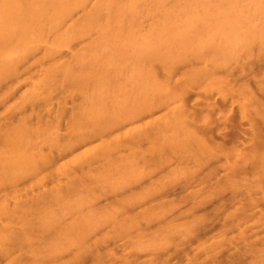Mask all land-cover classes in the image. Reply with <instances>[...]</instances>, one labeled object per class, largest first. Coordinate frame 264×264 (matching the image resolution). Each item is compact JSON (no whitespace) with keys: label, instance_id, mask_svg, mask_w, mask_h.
<instances>
[{"label":"rangeland","instance_id":"1","mask_svg":"<svg viewBox=\"0 0 264 264\" xmlns=\"http://www.w3.org/2000/svg\"><path fill=\"white\" fill-rule=\"evenodd\" d=\"M93 1L94 0H92V2ZM125 1L126 0L123 1V4L126 5V9H128V11L131 12V10H129V9H132L131 7H133V11L132 12H134V13L136 12L135 14H137V15L139 14L138 16L135 15L137 17L134 16V18H133V17L129 16L130 13H126L127 16L130 17V19L128 18V21L125 19L127 22H124L126 28H127V26L129 28L132 26L131 27L132 29L130 28L131 31L128 30V28L125 30L126 34L124 33V38H126L125 41L129 42V44L131 42V46H132L133 50H136L135 48H137V46L140 43L141 44L138 46V48L139 47L141 48V47H143L145 45V46H149V47H152V48H156V46H157V47H161V49H162V46H163V49L161 50V52L163 51L162 53H167V55L169 57H171L170 60H171V63H172V61L174 59H176L175 58L176 55L178 56V54H175V52L178 53V52L181 51L180 53H183L185 50L182 52V50H183V47L182 46L184 45V48H185V44L188 43L187 46H186L188 49L186 48V51L184 52V54L187 55V56H184L185 58H187L186 61H185V59L183 57V54L180 55V53H179V57H177V58H179L180 60H178V59L174 60L177 63L176 65H175V63L173 61L172 65L174 64L176 66L175 67L173 65L174 68H172V66L170 64V66H169L170 67V71L169 72H167L165 70V68L163 67V65H161V63L159 61H155L156 63L155 62L153 63V65H154L153 66V69L155 68L154 71H155L157 77L160 76L158 78L159 80L160 79L161 80L163 79L166 82L167 81L166 78L167 79H170L172 84L171 83H169V84L171 86H173L174 84L178 83V81H182V79H183L182 77H186L188 75V73H190V71H192V68H191L192 66H193V69L197 68L198 65L201 67L202 64H204V61H206L207 57H208V59H207L206 63L207 62L208 63L211 62L210 58L213 61V57L216 56V55H218L217 49L219 47L222 48L221 45L224 44L225 46L227 45L228 47L227 46L226 47L224 46L222 48L223 50H221L220 48L218 49L219 50V55L214 58V60L216 59V61H213L211 63L212 64V67H211V64L207 65L208 63L207 64L205 63L206 66H209L210 69L212 68L211 71L214 72V70H215L214 68L216 66V65L214 66V62L215 63H218L219 67H221V68L222 67H225L227 65L223 69L217 68L218 66H216L217 69L214 72V73H216V76H217L216 80L218 79V77L221 79V80L218 79L220 81H222V80L226 81L225 79H223V77L224 78H228V80L230 79L232 82L229 81L228 83H229V85H231L230 88H232V89H229V88L228 89L231 90V94L233 92H235V91L239 92V90H236L237 88H239L237 86H240L242 88V86L244 87V84H246L245 87L247 86L246 87L247 89L245 87H244L245 89L242 88V93L245 91L244 94H247L248 93V96H250L251 98L253 97V99H252L253 105L251 104V102H250V105L253 107V109L255 108V112L257 111V109L259 107L258 106L259 104H260V107H263L264 108V90H263L264 89V85H263L264 84V56H263L264 50H262V51H260L258 49L253 50V51H255V55L257 54L256 56H257L258 59L255 57V55H253V58H252L253 59V62H252L251 61L252 59L250 60L249 58L252 57V54H254V52L252 50H249L248 47H246V46H245V48H247V50L245 49V51H244L243 50L244 48L241 49V47L244 46L243 44L245 42L244 39H243V38H245L244 37V35H245L244 33L245 32L243 33L241 31H243L244 28L247 27L245 30H247L246 32H248V28L249 29L251 28V27H248V24L243 23L244 20H245L244 19L245 16H247L246 17L247 20H245V21L248 22L249 20H252L253 19L256 22V18L254 19L253 16L249 13V10L252 11L253 9H248V8H252V6L249 5L248 1H247V6H246L247 9H246L245 8L246 0L245 1L243 0L244 3H243L242 0H237V3L242 2L243 6H244L243 9L245 8L247 10L246 11L244 9L243 15H244V13L246 14V12H248V15H244V18H243V16L240 14L243 9H241V7H239V5H237V7H239L241 9L240 10L239 8H236V9H239L240 10V13H238L240 15V17L242 16V19H241L242 24H241V26H244L245 25L244 28L241 27V26H239V30L241 28L243 29V30L239 31L240 34H241V37H242V40L241 41L239 40V42H241V44L239 42H237V40L235 39L236 37H239L240 38L239 33H237V32H235L233 35L231 34L233 37L231 35L230 36L224 35L225 38L222 36L224 39H227L228 38L227 41H231V40L233 41L235 39L236 41L234 40L235 42L233 41V43L226 42L223 39L222 41L224 43L222 44L221 40H219V39H221V36H218L219 35V31L222 28V26L224 25V23L222 22L223 25L221 24V22H220V24L218 23L220 14H219V16H217L215 12H216L217 9L223 10V12H224V9L222 7H224L226 9L229 6L231 7V4L232 3H233V5L234 4L236 5V1L235 0H234L235 2L233 0H228V3H230V1H231L230 4H228L226 2V0H225V2L223 0L224 3L223 2H220V0L219 1L215 0V2L213 0H212L213 2L211 0H209V1L208 0H204V2H201L202 0H199V1L196 0L197 2L195 0H167V1L164 0L167 3L164 2L163 0H162L163 2L160 1V0H156V1H160L159 3H160V6L161 7L163 5H167L166 7L164 6L165 9H162L163 8L162 7L161 8L162 10L161 9L158 10L159 13H160V15L162 14L161 15V18L160 17H157L159 14H158V12H157L156 9H159V8L155 7L154 4H153V2H150L149 0H144V1L143 0H137L138 2H136L134 0V2H136L137 4L136 3L133 4L132 3L133 0H129L130 3L132 5H134V6H131V4H129L127 2L128 0L126 2ZM151 1H154V0H151ZM188 1H190V2H188ZM142 2L145 3V4H143ZM147 2L149 3V5L147 4ZM207 2H209V4L211 6L208 4V6H207L208 8L205 7L206 9H202L201 8V5H203V3H204V5L206 6V3ZM125 3H127L129 5L127 6V4H125ZM140 3H142L145 6L143 7V5L140 4ZM150 3H151L152 6L150 5ZM162 3H165V4H162ZM193 3H194V5H193ZM196 3H198L199 5L196 4ZM215 3L217 4V7H216V5H214ZM222 3L223 4H227V5L226 6H224V5L223 6H220V5H222ZM123 4H121V2H120V5H123ZM135 4L136 5H139L141 7L139 9H142L143 8V10H139L137 8L138 6H136V8H137L136 9L135 8ZM242 4H240V5L242 6ZM218 6H220L221 8L218 7ZM122 8H125V7L122 6ZM134 9H136V11ZM148 9H150V10H148ZM192 9H194L193 12L196 11L195 13H198V14H191ZM229 9L230 8H227V11L224 12V13L229 14L228 16L226 15L227 18L230 17V14L232 13V11L231 10L229 11ZM169 10H171V11L168 12ZM199 10H200V12H198ZM202 10H205L206 12L205 11H202ZM210 10L212 12H209ZM239 10H236V11L239 12ZM106 11H107V9L106 10L104 9L102 11V15H104L103 18H104V21L105 22H107L108 20H110V16H106L105 15ZM122 11H124V9H122ZM142 11H144V12H142ZM147 11L148 12H152V14H154V15H152L151 13H148ZM107 12H108L107 14L109 15L110 14L109 10ZM164 12L165 13L168 12V14H169V15L165 14L167 16V18H165V19L162 18V16H164ZM201 12H202V14L204 13V16L201 14ZM218 12H221V11H218L217 10V13ZM252 12L254 13V10ZM134 13H132L131 15L133 16ZM170 13H171V15H170ZM212 13H214V16L212 15ZM80 14H82V13H79L77 15L80 16ZM193 15H196L197 17H194ZM208 15H210V17ZM249 15L251 16V19L249 18L250 17ZM76 16H75V18H79V16L78 17H76ZM127 16L124 15L125 18ZM166 16H164V17H166ZM168 16H170L169 17V20H170V22H172L171 24L172 25H175V26H171V27H174V30L171 28L173 30V32H170V30H171L170 27H169L170 30L168 31V26L167 25H170V23H167L168 20H167V22L165 21L166 19H168ZM211 16H212V18H211ZM174 17H175V20L173 19L174 20L173 21L172 18H174ZM206 17H207V20L205 19ZM254 17H255V15H254ZM132 18L134 20H132ZM191 18L193 19V21H192ZM248 18H249V20H248ZM135 19L137 20V22H135L136 21ZM161 19H163L164 21H161ZM211 20H212V22L210 24V21ZM216 20H217V23L218 24H216ZM129 21H132V23L135 22L136 25L138 23L139 24L137 26H135V23H133V25H132V23H130ZM252 21L249 24L250 26L253 23ZM257 21H259V20H257ZM162 22H165V23H162ZM204 22H205V24H204ZM128 24H131V25H128ZM162 24H164V25L162 26ZM177 24H178V26H177ZM191 24H193L195 27L193 25H191ZM253 24H255V23H253ZM253 24H252V26H253ZM259 24L260 25L262 24V26L264 25V23H260V22H259ZM190 25L194 29L191 28ZM209 25H210V28H209ZM217 25H219V26H217ZM220 25H221V27H220ZM133 26H134V28H133ZM166 26H167V29L165 28ZM188 26L190 27V30H192L195 33L198 32V31H201L202 32V33L199 32V33L195 34V36H197V38L195 37V39H197V41L193 38V40H195L196 42H199L200 45H198V43H194L191 40L188 41L189 35L190 34L191 35L193 34V33H190V30L188 29L189 28ZM215 27H217L216 30H215ZM181 28H182V30L180 32V29ZM176 29H177L178 32L175 33ZM163 30H165L166 33H164L165 31H163ZM213 30L215 32H217V33L213 32ZM211 31L213 32L212 33L213 36L216 35V34H217V36L216 37L214 36L212 38ZM183 32L184 33L186 32V34H188V37H185L187 40H185L184 38H181V36L184 37ZM207 32L210 33L208 37H207V34H208ZM134 33H136L137 36ZM204 33H207V34L205 35ZM128 34H129V36H128ZM142 34L145 35V38L147 36L149 37V38L148 37L146 38L148 40H145L146 42L147 41L149 42L148 44L146 42H145L146 44H144V41H141L142 39L139 40V37L141 38V36H142V38H144ZM161 34H163V35H161ZM171 34H173L174 36L171 35ZM120 35H121V32H120ZM132 35H133V37L131 38ZM164 35H170V37L169 36L168 37L165 36V38H163ZM191 35H190L189 38L192 39ZM172 36L174 38L176 37L178 41L180 40V42H182V44L180 42L177 43L176 42L177 41L176 38L174 39ZM193 36H194V34H193ZM210 36H211V38H210ZM178 37H180L182 39V41ZM199 37H200V40H199ZM205 37H206V39H205ZM229 37H230V39L231 38L232 39L230 40ZM71 38L70 39L72 41L70 40V43H68L69 44L68 47L65 46V48L60 51L61 53L59 52L60 53V56L58 55L59 53L55 56V59L57 61H59V63H61L63 65V67L65 68V71L67 72L69 70L67 73L70 74V75L71 74L72 75H80V74H82L81 72H83V68L80 67V65L81 66L83 65V61L85 62V59H86V62H87L89 60L90 56L93 57V56L96 55L95 57H98V55L100 54L99 55V58L102 59V57H103L104 60L107 59L110 62L113 61V60L116 61V59H117V56H116L117 54L114 53L115 52L114 49H115V46L117 44V39L115 40V39L112 38V40H110L112 42V44L105 42L106 45L109 44V45L106 46L104 43L102 44V42H101V44H99V41H97L98 43L96 44L95 42L97 40V37H94L93 34H91V36L89 34L87 37L83 35L82 37L80 36V38L79 37H76V39H74V37H71ZM133 38H135V39H133ZM201 38H202V40H201ZM207 38H209L210 41H212L211 39H214V41L211 42V43L214 42V44L213 45L211 44L210 47H209L210 42H208L209 39L206 42ZM137 39H138V41H140L138 44L135 43V42H137ZM150 39H153V40L150 41ZM89 40H90V42H89ZM168 40H169V42H168ZM215 40L218 41V42L216 43ZM68 41H69V39H68ZM114 41H115V43H114ZM173 41H175V42H173ZM183 41H185V43ZM186 41H188V42L186 43ZM92 42H93V44H92ZM192 42L195 44V46H194V44ZM204 42L206 44H203ZM164 43L166 44L165 46H164ZM189 43H192L191 45L194 46V47H192ZM207 43H209V44H207ZM219 43H220V45H218ZM228 43H229V45L231 44L230 47H229ZM88 44L90 45L89 46L90 48L88 47ZM98 44L100 45V47L101 46L102 47H105L103 49L101 48L105 52H102V50L100 48L96 47V46H98ZM175 44L176 45L181 44V46L178 45L176 47ZM86 45H87V47H86ZM174 45H175V47H174ZM239 45H240V47H239ZM111 46H113V47H111ZM134 46H136V47H134ZM171 46H173L174 48L171 47ZM196 46H197V48H195ZM203 46H205V47H203ZM84 47H86L85 50L88 49V52H87V50H86V52H84ZM91 47H93V49ZM94 47H96L95 48L96 51H95ZM168 47H169V49H168ZM178 47L179 48L182 47V50L181 49L178 50L179 49ZM176 48H177V50H176ZM207 48L209 49V52H207L208 51ZM89 49L90 50L92 49V50L89 51ZM106 49L109 50V51L111 49V54H113V53L114 54L111 55L110 52L107 51ZM100 50H101V52H100ZM112 50H114V51H112ZM202 50H203V52H202ZM82 51L84 53H88V55H89L88 60H87V58L84 57V56H87L88 57V55L82 53ZM166 51H168V52L170 51L169 53L171 55H169V53L166 52ZM204 51H206V53H210L209 54L210 56L208 54H206ZM223 51L226 52V55H224L225 53ZM247 51H251L252 54H250V52H247ZM90 52L91 53L93 52L94 54L93 53L92 54H89ZM96 52H98V53H96ZM108 52H109L110 55H108ZM189 52H193V53L194 52H197V53H200V55H202V58H203L204 61L201 62L200 59H202V58H199L198 59L197 57H194L192 55L189 56ZM220 52L221 53H224L223 54L224 57L226 56V58H227V60L225 59L226 61L223 60L224 58L222 57V54H220ZM79 53H82V54L79 55ZM211 53L213 55H211ZM244 54H246L247 56H245ZM36 55H37L36 58H38L39 56L41 57V55H39V53H37ZM77 55L80 56V57H78ZM76 56H77V58H75ZM82 56H83V58H82ZM172 56L174 57V59H173ZM180 56L183 58V60H182V58H180ZM205 56H206V58H205ZM40 57L38 59H40ZM220 57L222 59H220ZM110 58H111V60H109ZM246 58H248L249 60L246 59ZM260 58H261V61H260ZM75 59H77V60H75ZM118 59H120V57ZM35 60H37V59H34V62H32L31 59H30V62L32 63V65L34 63L35 66H36L37 65L36 63H38L39 60L38 61H35ZM107 60H105V61H107ZM181 60L183 62H185V64ZM187 60H188L189 63L187 62ZM189 60H191V63H192L191 65H190V61ZM198 60H200V61H198ZM209 60H210V62H209ZM76 61H78V62H76ZM108 61H107V64H108V67L110 68V71H111L110 72V76L113 75V74L118 75V74L122 73L121 76H119V75L116 76L119 79L116 78L115 75L113 76L114 78H112V79L111 78L110 79L109 78L108 79L107 78L101 79L100 81H98L100 85L97 83L96 87H95V84L96 83H94V85H93V83H91V85H90V83L89 84L87 83L88 86H91L89 88H91L90 90H92L94 92V94H92V92L89 90V88L88 89L86 88L87 87L86 83H85V85H86L85 88L87 89V91H86V89L83 90V86H82V89H81L80 86L78 88L77 85H75L72 82L74 88L76 89V90H74L75 93H72L73 95L71 94L70 88H68V87H71L72 86V85L69 84V83H71V81H68L67 80L68 83L66 82V84H67L66 85L65 84V81L66 80H64V81H62L64 84L61 82L63 84L64 88H63V86L61 84H59L60 85V88L58 86H57L58 88L57 87L55 88L56 91H54L53 96H55V95L56 96L53 97L54 100L51 101L50 109L49 110H47V108L44 105L42 106V103H39V105L37 104L35 106H32V105L30 106L29 104H27L26 105L27 108H26V106L23 107V108H22V106L19 107L20 106V103H18L17 101L20 98H22V97H20L22 94L24 95L29 90L30 87L28 85H29L30 79L32 77L36 76V72H31V71H36L37 70V74H38V71H39L38 70V68H39L38 65L39 64L36 66L37 68L35 67L36 70H35V68L32 65L30 66V62L25 63V65H20L21 67H20L19 74H18L19 77L18 76L13 77V78H11V82H9L10 80L9 81H6V82H4L0 86V91H2V93H3V94H0V96L1 95H4V92H6L8 90L7 87L10 86L9 88L12 89V90L10 89V91H11L12 94L10 93L9 94V97H8V98H10V95H11L10 101L7 102V100H9V99L6 98V99H4L6 101L5 102H2V103H6V104H2V103L0 104V126H2L3 125L2 123H4V122H6L5 124H8V122L9 123L10 122H16L17 123L18 122L17 120H19L18 118L22 117L23 115H25V116L27 115L28 116V119L31 118L32 120L29 119V121L31 120L30 123L32 122L31 124L32 125H35V124H37V121L36 120L38 119L37 114L40 113L38 115H43L44 114L46 116V118L49 119V121H51L52 123H54V125H55L54 126V129L55 130L53 129V133H54V131L57 132L58 135H56L54 133V136L55 135L58 136L57 138L59 139L60 137H62V138L65 137L66 138L68 136V135L66 136V134L70 132L69 131L70 130L69 127H70V121L72 119L70 116H73V113H74V115H76V113L79 112V111L76 112V109L77 110L78 109H80V110L82 109L83 111L82 110L81 111L84 112L83 114H86L87 112H89L90 113V117H91V114L94 113L93 110H96V112L99 109L101 110L102 105H104V106L107 105L106 107L111 106V104L108 101V99H109L111 103H115V106L114 105H112V106L116 109V111H115V109H112V107H111L110 108L111 110L109 112L112 113V114H114L117 111L118 112L121 111L122 110L121 108H123L124 105L126 106V105L132 103L135 100V98H133V97H137L138 96V95L135 96V92L140 95V93L142 91H144L145 89L148 88V84L147 85L145 84L147 82H146L145 78H143V76H141L138 72L136 74V70L135 71L134 70H131V69H135L134 65H132V64L129 63L130 65L128 64V66H126L125 70H126V72H128L127 75H130L128 77L125 74L123 75V73H125L124 72L125 70L123 71L124 68H122V67L123 66L125 67V64H123V66H122L121 61L117 60L116 63H119L120 62L119 66L121 65L120 67L122 69L120 67H118L117 65H115V67L112 68L111 64L114 65L116 63L113 61L110 64V62L108 63ZM179 61H180V63H179ZM217 61H219V62H217ZM223 61L224 62H227L226 65H225V63L222 64ZM45 62L47 63V61H45ZM79 62H81V63L79 64ZM238 62H240L241 65L240 64L237 65ZM46 63H45V66L48 65ZM65 63H67L69 65V67L73 63L72 64V67H74V69L71 70L72 67H70L71 69L70 68H67L68 65L65 64ZM250 63H252V66H251ZM41 64H43V62ZM41 64H40V67L42 66ZM220 64L225 65V66H221ZM242 64H244L245 66H247V67H245L243 65V68L247 69L246 71H242L244 69L242 67L240 68V66H242ZM194 65H195V67H194ZM22 66H23L24 69L22 68ZM129 66H130V68H129ZM237 66H239V67H237ZM250 66H251V71L248 70V67H250ZM25 67H27V69ZM116 67H118L117 68L118 71H120V69H121V72L118 73V74L114 73V72H118L115 69ZM200 67H198V68H200ZM81 68H82V70H81ZM21 69H23L22 70V73H21ZM111 69H113V71ZM127 69L129 71H127ZM158 69H160V70H158ZM162 69H164V70H162ZM171 69H173V70H171ZM218 69H219V72H220L219 74H221V75L217 74V72H218L217 70ZM239 69H240L241 72L239 71ZM28 70H30V71L28 72ZM70 70L72 72H74V74L72 72H70ZM78 70H79V73H78ZM156 70H158L159 72L156 71ZM186 70L189 71V72H187ZM164 71H166L167 73H165ZM162 72L165 73L164 74L165 75V78H164V75H163ZM175 72H177V73H175ZM20 73L23 74V75H20ZM25 73H27V74H25ZM157 73H161V74L159 75ZM168 73H170V74H168ZM185 73H186V75H185ZM132 74H133V76H132ZM166 74L167 75H170V76H166ZM177 74H178V76H180V77H178V79L180 78L181 80H178L177 77H175ZM27 75H30V76H27ZM22 76L23 77L26 76L27 78L25 77V79H24ZM173 76H174V78H173ZM220 76L221 77L223 76V77L221 78ZM168 77H170V78H168ZM171 77H172V79H171ZM140 78H142V80H140ZM175 78L178 81L175 80ZM26 79H29V80L26 81ZM115 79H116V81H113ZM143 79L145 80V83L143 82L144 81ZM214 79H215V76H214ZM16 80H17V82H16ZM105 80H106V82H105ZM170 80H168V82H170ZM216 80H214V81H216ZM173 81H174V83H173ZM200 81H202V80H200ZM204 81H211V79H207V80L204 79ZM212 81H213V79H212ZM10 83H12V84H10ZM261 83H262V87L260 86ZM202 84H204V83H202ZM143 85L144 86L146 85L147 87L146 86L144 87ZM92 86H94V87H92ZM99 86H100L99 89H100L101 95H103V92L101 90H103L104 92L107 90L106 91L107 95H106V93H104L105 95L99 96L100 93H98V94L96 93V90H97V92L99 91V89H98ZM102 87H104V88H102ZM173 87H175V86H173ZM194 87H196V86H194ZM194 87H189L190 88V89H188L189 92L188 93L186 92L187 99L185 98L186 99L185 102L188 101L187 104H189L187 106L189 108H187V109H189V112L192 113L191 114V118H190V122H191V125H193L195 127V129L200 133V135L203 137V139H206L207 138L206 139L207 140L206 142H207V145L209 146V150L212 151V154H213L212 157L209 156V157H206V159L203 157L201 159L203 164H201V160H200L199 162H200L201 165L200 164L198 165V163L196 162V160L194 162L193 161L194 159L190 160L191 158H188V156H184L185 159H184V162H182V160L184 158V157H182L183 155L180 156L179 154H177L174 151L169 152L171 150L169 149V151H168V149H167L166 151H168V153L164 150L165 152L164 151L161 152L160 153L161 154L160 156L161 157L163 156V158H164V156H165L164 153H166L167 156L170 155L171 157L169 156V159H165V161L166 160L167 161L170 160V161H168V162L166 161L165 162L164 159H159L158 162L155 163V159L156 158L154 157L153 154H152L153 156L151 155V152H150L151 147L148 148V146H147L149 144L151 145V143H149L150 142L149 141L148 144H147L146 141L148 139L147 140L144 139L142 142H140L141 144L144 142L142 145H139L140 143L137 144V142L135 141L136 142V145H139L142 150H146V148H148L146 150V151H148L150 149L146 153V156H149V154H150L152 156V159H154V158L155 159H154L153 165H151L152 163L151 164H149V163H150V160H152V159H149V163H147L148 162L147 159L140 158L142 156H143V158H146L143 155L144 154V151L141 152L142 150L137 148L139 146H136L135 145V142L133 141L134 139H132V142L130 143L131 137L125 136V135H127L125 133H127L131 129V127L134 128L136 126L137 127H139V126L140 127L141 126L143 127L144 126L145 130L149 126V130H150V126L151 125H148L149 124V121H151L153 119H156L157 117L158 118L161 117L160 120H162V118L165 117V115H163V117H162V114H164V113L167 114V112H169V111L166 112V110H167L166 108H168L167 105H162V107L159 106L158 108H159L160 111L157 110L158 109L157 107H155L156 109L153 108V110H151V113H153V115L150 114L151 117L148 115L150 112H147V116L144 115V114H146V113H144L142 115L144 118H147L149 116L148 117L149 120L148 119H145V125H143V121H141L143 118L140 117L142 119L141 120H138L137 121L138 124L137 123H136L137 125L134 124L135 125V126L133 125L134 127L131 126L130 124L128 125L130 127H128V126H126L128 123H124V125L127 128H129V129H127L124 126L125 129H126V131H125V129L123 127L121 128V126L123 124L121 126H119V128L118 127L113 128L112 131L110 130V132H109L110 134L108 133L109 135H113V136H110V138H109V135L107 134L108 135L107 136L108 137L107 139L110 140V139H113L114 137H116L117 135H119L117 137H119L121 139L122 147L121 146H120L121 148L119 147V149H120L119 152L120 153L119 152L117 153V151H116V153H114L117 156L120 154V156L119 157H116V155L113 154L112 157H116L115 158V161H116L117 158H118L117 161L120 160L119 163H121V165L119 164L120 165L119 168L123 170V172L121 171L123 174H126V171H127V175L128 176L130 175V173H132L131 174V177L132 178L130 177L131 180L126 175H125L126 177L125 178H122L123 179L122 180L121 177L124 176L123 174H120V173H118L116 175L114 174L115 172L116 173L118 172V170H117L118 168L117 169L115 168L116 167L115 165L117 163H115V161L113 159L110 160V161H108L106 159L107 162L105 161V163H109L110 164L111 161H112L111 165L115 163V165H114L115 167H113V166H111L109 164H105V163H104L105 164L104 165L103 164V162H104V159L103 158L102 159H98L99 160L98 162H97V159H96V161H95L96 163L93 162L94 164L89 161L90 162V166L87 165V162L88 161H86V162H80L82 164H80V163L79 164L82 167H78L79 164L76 163L77 164V166H76L77 169H75L76 167L74 168L73 166H72V169L74 168L76 170L77 173L75 172V176L77 174V178L79 176L81 177V175H83L82 173L84 171H86V174H87V172L90 173L91 174V177H93V179H94V176L97 175V176H99L98 179L99 178L101 180L106 179L107 182L105 181V183H104L103 181H101V183H100V179L99 180L95 179V180L98 181V183H100L99 185H97L98 183H96V187H95L94 185H95V182L96 181H92L93 179H90L89 181L90 182L92 181L94 183H92L93 184L92 185L93 188L91 187V189L88 190L89 186L86 185V183H87L86 181L89 179L88 178V175H90V174H87V177H86V175H83V176L86 177V178L85 177H83V178L87 179V180H84L83 181V182H85V184L81 181L83 179L79 177L81 183H83V184L81 186V183H80L79 186L77 187V189L74 191V192H77L78 193L77 195H75L74 193H73L74 195L72 194L76 198V200H78V202L80 201L79 203H80L81 206H80L79 209H78L79 204H75L76 205V208H77L75 211L76 212L79 211V213H74L73 212V214H71L72 212L71 213L69 212L70 215H68L69 213L67 212V215H66L65 214L66 212H65L63 214L66 215V216H64L63 214H62L63 215L62 216L61 214H59V211H58L55 214H54V212L52 213V214L56 215V217H54V215H52L53 217L50 215L49 219L47 218V219H43L42 221H40V220H38V222L36 221L37 222L36 224H38L39 226L35 224L36 225L35 229L37 231V229L40 228L41 232L37 233L38 231L37 232L35 231L36 232V235H37V241H35L36 240V238H35L34 239L35 243L33 241L34 244H32L31 247L33 246V248H34V246L36 245V243L39 244V242H40L39 239L40 240L41 239L43 240L45 238L46 239V242L43 243V241H42L41 244H39V245L37 244L38 247L36 245V247L34 249L32 248V251H34V253L33 254L30 253V254H32L33 256L28 254L29 252H32L31 250H29V248L31 249V247H28L27 249L25 248L24 250H26V251L28 250V251L26 253V251L24 252V250H23V252L26 253L25 255H27L29 258H27L24 255H22L21 257L27 258L28 261H31L30 257L32 256V258H34L35 253L38 252L40 249L41 250H45L47 248V246H48L47 243L49 244V241H51L50 244H49V246L51 244L52 245L55 244L54 246H57L56 243H59V241L58 242H56V241L60 237L62 239V240H60V244L61 245L58 244L60 246H57L56 249L58 248V250L59 249L62 250V248L64 246H66L65 243L67 242L66 244H68V240L70 242V238H68V237H71L72 238L74 236V232H72V235L73 236L71 234H70L71 236L68 234L69 232L71 233V230H69L67 228V227H69V225L66 224V223L70 222V226H71V224H73V223L76 222V219L77 218H79L77 220H80V218L82 217V219H83L84 216H85L84 219L86 218L85 220L88 222V221H91L90 220L91 219L90 217H93L92 219L95 218L94 217L95 216V213L101 212V213H97V216H96V218L98 217V214H100L99 216H102V217H99V219L97 218L98 219V222H97V220L94 219L97 223L93 222L94 220H92V223H94V227L97 228L96 229V228L92 227L93 225L90 226V227H92V231L91 232L93 233L95 231L93 233V235L92 234H89V235L92 236V238L89 237V235H88L89 239H91V241H92L91 243H92V246H93V248H91V249L89 248V249L90 250H93L95 248V251H93L94 253H88V254H86L87 257H88L87 259H86V256H84V258H81L82 263L80 262V260L77 261V263H76V260L74 262V258L73 257L75 256L74 254L76 252V250H75L76 248H74V247L75 246L78 247V246H77V243L76 242L74 243V240L72 239V241L70 243H71V245L74 243L75 246L73 245L74 247H71V245L69 243L70 247L69 248L68 247H65L66 249L63 248L64 250H62L61 255L59 254L60 253V251H59L58 256L56 255L57 256L56 257V260H58L59 257H60V261L58 260L59 263L57 261H56V263L60 264L63 260H65V262H66V260H69V259L73 258V259H71L72 260L71 264H75V263L78 264V262L80 264H96V263L98 264L99 261H100V259H98V262L95 263L96 259L94 257L96 255H93V254H96L95 252H97V253L100 252L101 254H103L102 252H104V254H106V253H108L110 251V253H108V254H111V252H112L113 255L111 257H110V255H107L106 254L107 256H109V257H107L105 255V257H106L107 260L105 259V257H103L105 261L101 258V261L103 260L105 264H125V263L126 264H264V184L263 183L261 184V183L258 182L259 180H260V182H263V181H261V179H262L261 176H263V174H264L263 173L264 172V168H262L263 169L262 170L261 167L263 165L260 166L259 164H257V163L254 162V165H259V166H256V167H260V169L262 171V172L259 171L260 174H259V177H258V175H256V174H258L259 172L257 171V168L255 169V166L254 165L252 166V163L253 162H247V164L240 163L238 166L236 165V163H238V161L240 162L241 160H243V158H241L242 155H243V152H244V151L242 152V149L248 152V150H246V149H249V147L252 146V145H254L256 141L257 142L259 141V143H261L263 145L264 141H261V140H264V133H261L262 135L260 133H258V134L256 133V135H257V137H256L255 134H252V133L249 132V129H251L252 127H256L255 128L256 130L253 128L250 131H252L253 133H255L254 130L257 131V132H260V131L263 132L264 127H263V129L261 127L264 125L263 124L264 123V121H263L264 119L263 120H261V119L264 118V114L262 115V114L259 113L260 111H258V113L253 114L254 115L253 116L252 113H254L253 112L254 110L251 107H249L250 105L248 104L247 105V109H248V113L247 114H248V116L247 115H243V117H242L241 116L242 115V112H241V110H239L241 108V105L242 104L239 106V108H236V107H238L237 105H239L241 102L243 103V100L246 101V98H249V97H246L244 99L245 96H242L243 97L242 98V97H240L241 94H237V95L235 94V97L239 96V97H237V100H236V98L233 99L234 97H232V96H234V94H232V96L230 97V99H232V102H236L237 103V101H239V100L242 99L241 101H239L240 103H237V105L235 103L234 105H236V106H234V105H232L230 99H229L230 101L227 100V98H229V96L231 94L230 95H227V98L225 97L226 98L225 99V98H223V96H221V95H223V93H221L220 95H218V94H215L216 91H209L208 92V91L203 90V88L201 90V88H198V87H196V90H195ZM74 88L71 87V89H74ZM58 89H60V91H58V93H55V92H57ZM138 89H139V92L137 91ZM191 89H192V91H191ZM250 89H251V91H253L251 95H249L250 92H248V91H250ZM3 90H4V92H3ZM63 90L64 91L65 90H69L68 92H70V93L66 94L67 92H64ZM79 90L82 91V92H80ZM200 90H201V92H200ZM246 90H248L247 93H246ZM202 91L203 92L205 91L204 94H203ZM206 92H208V93H206ZM226 92L227 93H224L225 95L228 94L229 91H226ZM237 92H235V93H237ZM59 93H62V94L64 93L63 95H64L65 99L63 98V95L62 94H59ZM199 93H200V95H199ZM209 93H211L212 96ZM217 93H220V92L217 91ZM253 93H254V96H252ZM69 94L72 95V96H70ZM95 94L97 95V97H95L96 96ZM186 95H183V97H185ZM215 95H217L218 97L215 96ZM2 97H0V98H2ZM101 97H103V98L101 99ZM106 97H107V99H106ZM130 97L132 99H130ZM94 98H96L95 100H97L96 101L97 103H95V101H93ZM112 98H114V99H112ZM222 98H223V101L221 100ZM251 98H249V99L251 100ZM100 99L103 100V101L105 100V101H104V103L102 101L101 102L102 104L99 101V103L101 104V107L99 108L100 104H98V100H100ZM128 99H130V101ZM202 99H204V100H202ZM205 99L207 100V102H208V100H210L209 101L210 102V105L209 106H211V103H212L215 106V107L214 106L213 107L216 108V111H215L214 116L212 115L213 118H211L210 115L213 114L214 108L212 106L211 107H208L206 105L207 103L205 104V102H206ZM183 100H184V98H183ZM20 101H21V99H20ZM126 101H128L129 103H127ZM203 101H205V102L203 103ZM185 102H184V104H185ZM121 103H122L123 107L121 105V108H120V104ZM200 103H203L204 106L206 105V107H204L203 104H200ZM254 103H256L255 104V106L257 105L256 107H254ZM117 104H119V105L116 106ZM28 105L30 106V109H29V106ZM4 106L6 107V109L4 108ZM62 106L64 108L66 107L67 110H66V108H65V110H64V108H61ZM34 107H36V109H34ZM96 107H98V109ZM190 107H192V108H190ZM20 108H22V110ZM60 108L63 111H61V110L59 111ZM92 108H94V109L92 110ZM118 108H120V110H118ZM32 109L35 110V111L33 112ZM38 109H40L39 110L40 112H38L36 114V117H37L36 118L35 117V112H37ZM105 109H107V108H105ZM105 109L103 108V111H106ZM154 109H155V111H154ZM161 109H163V111ZM199 109H201V110H199ZM202 109H204L205 111L208 112V114H210L209 115V118H207L205 116L207 118V120L209 119L208 120L209 122H210V118H211V121L212 122L210 123V125H207L209 122L204 121V119H203L204 118L203 113H206V112H204ZM251 109L253 111H251ZM196 110H197V112H196ZM209 110L212 111V112L209 113L210 112ZM220 110H223V111H220ZM249 110H250V114H249ZM26 111H28V114H27ZM44 111H45L46 114L44 113ZM72 111H74V112H72ZM193 111L195 113H193ZM61 112H63V113L65 112V114H63ZM67 112H68V114H70V116L67 114ZM82 112L81 113L79 112L77 115L81 114L82 116L85 117V115H83ZM240 112H241V114H240ZM29 113H32V117L31 116L29 117V115H30ZM160 113H161V115H160ZM222 113H223V115H222ZM261 113H263V112H261ZM65 115L66 116H69V117H65ZM88 115L89 114L87 113L86 114V117ZM255 115H257V116L260 115L258 117H259V119L261 118L260 119L261 122L258 123V121H260V120L257 119V116L255 118ZM250 116L253 117V118H251ZM261 116H263V117H261ZM56 117L58 118V120L56 119ZM60 119H61V121H60ZM68 119H70V121ZM254 119H257V120H254ZM146 120H148L147 121L148 123L146 122ZM156 120H158V119H156ZM139 121H141L142 124ZM251 121L253 123H255V124L251 123ZM56 122H58V124ZM152 122L153 121H151V123ZM154 122H156V121H154ZM146 123H147V126H146ZM260 123L262 125L261 127H260ZM251 124H253V125H251ZM152 125H154V124H152ZM249 127H251V128H249ZM151 128L153 129V127H151ZM260 128H261V130L258 131ZM123 129H124V132H123ZM117 130L119 131L118 134L116 133ZM205 130H207V131H205ZM206 133H207V137H206ZM121 134H124V136L121 135ZM251 135H254V136L252 137ZM245 136H247V137H245ZM122 137L123 138L125 137L127 139H125V138L123 139ZM62 138H60V140ZM251 138H252V140H251ZM128 139H129V141H128ZM244 139L246 140V142H248V141L249 142L246 143ZM125 141L127 142V145H125L126 144ZM253 141H254V143H253ZM132 143L134 144L135 149H136V150H134L136 152V153L134 152V154H136V156H137V154L138 155L140 154L139 157L137 156L135 158V155H133V151H131V149L133 150L134 146L131 145ZM95 144H98V142H96ZM129 146H130V149H129ZM43 147L45 148L44 150L46 152L49 151V150H47L46 145H44ZM87 148L84 147L82 149L85 151ZM235 148L236 149H239L240 151H237ZM82 149L81 148L78 149V147H77L76 150H72L75 153V154L73 153V155H76L75 157L81 156ZM226 149H227V151H226ZM234 149H235V152H234ZM261 149H263V151H261V150L260 151L261 152H264V148L261 147ZM230 150H232L233 153H231ZM251 150H252V148H251ZM137 151H139L141 153H138ZM218 151H219V153L222 151L223 154L222 153L219 154ZM229 151H230V153H229ZM240 152L242 154H240ZM247 152H245V154ZM68 153L70 154L69 156L71 157L72 156V152L71 151L70 152L68 151L67 154ZM152 153H153V151H152ZM171 153L173 155H171ZM235 153H237V154L234 155ZM65 154H66V152H65ZM154 154H156V153H154ZM261 154H262L261 156H263V153H261ZM53 155H56V156H54V158H55L54 160H55V162L58 163V165H60L62 162L63 163L65 162V161H60V163H59V161H57V159L59 160L62 157V156L59 157L60 156L59 153L55 152ZM62 155L64 156V154H62ZM178 155H179V157H178ZM225 155H227L228 157H226ZM237 155H239V156H237ZM155 156L158 157L157 154ZM167 156H166V158H167ZM172 156H174V158ZM175 156H177L179 159H177ZM234 156H235V158H234ZM70 157H68V158H70ZM73 157L74 156H72V158H70V160L73 159ZM181 157H182V160L180 159ZM186 157L188 158L187 161H186ZM236 157L239 158V159H237ZM65 158H67V156ZM149 158H151V157H149ZM171 158H173V159H171ZM263 158H264V156L262 157V159ZM62 159L64 160V158H62ZM123 160H124V164H123ZM145 160H147V162ZM160 160H161V162L164 161L165 163H162V164H161V162L159 163ZM100 161H102V162H100ZM179 161H181L182 164ZM192 161H193V163H191ZM89 162H88V164H89ZM125 162L127 163V165L132 166V167L128 166V167H130L129 170L130 169L132 170V172L130 170V173L129 174H128V170H127L128 167L125 166L126 165ZM185 162H190V163H185ZM57 163H55V165H54V162H53V166H57L56 165ZM83 163H86V164H84V166H83ZM74 164H72V165H74ZM122 164L124 165V168L122 167L123 166ZM108 165H109L108 174H106L105 169H107V168H105V167H108ZM111 167H113L115 169H112ZM103 168H104V170H103ZM228 168H230V171H229ZM111 169L114 170V171H111ZM50 170L53 171V173H55L52 168ZM229 172H231V173L234 172V173L233 174H230L231 175L230 176L229 175ZM101 173H103V175H101ZM104 173L107 176H105ZM109 173H110V175H111V173H113L112 174V177L109 176ZM119 174L122 175V176L120 177ZM234 174L237 177L234 176L236 179L234 178V180H233V175ZM100 175L102 177H100ZM113 175L114 176H117L118 175L119 178L117 176V179H116V177L113 179V177H114ZM97 176H96V178H97ZM230 177H232V178H230ZM54 178L57 179L56 178V175L54 176ZM126 178H128L129 181L126 180ZM263 178H264V176H263ZM27 179L28 178H26L25 180L27 181ZM55 179L53 180V177H52L49 180L47 179L49 182L48 181L45 182V183H48L47 185H48L49 189L51 187L55 186V185H51L52 182L55 181ZM63 180L61 181V185L62 186H65L66 185V183H65L66 182V179L64 178ZM235 180H237L238 182H240V184H237L236 185L235 183H237V181H235ZM26 181L24 182V179H23L22 181H20L21 183H18V186L19 187L18 186L17 187H18V191L20 192V194H19L20 195V199L23 200V198H24V200L27 199L29 201L30 199L37 198L40 195V193H37L38 190H39L38 189L39 187L38 186L35 187L36 185L33 184L34 187H35V188H33V185H32V182H30V179H29L28 183ZM117 181H119V182L117 183ZM123 181L124 182L126 181V182L123 183ZM231 181H232V183H234V186H231V185H233V184H231ZM164 182L167 183L166 184L167 186L164 185L165 186V189L164 188L162 189L160 185L162 184V186H163V184H165ZM106 183H108V184H106ZM112 183L114 185L116 184L115 185V188L116 189L114 188L116 191L113 190V188H111L112 187L111 185H113ZM220 183H222V186L221 187H223V188H225V186H226L225 184H227V185L229 184V186H231V187H228L227 186L226 189H224V190L221 188L222 191H220L218 189V187H220ZM54 184H56V183H54ZM103 184H105V185H103ZM47 185H45V186L47 187ZM83 185L86 186V188ZM235 185L238 188H236ZM46 187L44 189L45 190H48V187L47 188ZM80 187H81V189H80ZM107 187L108 188L110 187L111 190H110V188L108 189ZM158 187L161 188L162 190L161 189L158 190L159 189ZM233 187H235V188H233ZM22 189H23V192H21ZM33 189H35V190L38 189V190L35 191ZM1 190H3V191L5 190V192L8 191V192H6V194H10V192H9L10 189L9 188H7V189L6 188L0 189V193H1ZM217 190H219V192ZM5 192H3V193H5ZM217 192H218V194H217ZM204 193H206V194H204ZM3 195L4 194H0V197L3 196ZM11 196H9V199H11L12 201H14L13 202V204H14L16 199H15V197L13 198V196H12L13 199L10 198ZM71 198H72V196H71ZM127 199H131L132 202L129 200V202H131L129 205L127 203H124L123 204L124 206H125V204L128 205V206L126 205L127 206L126 209L125 208H122V206H123L122 205V202L123 201L124 202L125 201L127 202L128 201ZM11 200H10V205H11ZM76 200H74V202ZM31 201L32 200H30V202ZM78 202H76V203H78ZM118 205H120V207ZM121 208L123 209V211L127 210V212L125 211L127 214L125 213L124 217L122 215V214H124V212H121V210H122ZM150 208L154 212L153 213V216L155 215V213H158V211H159V214L160 213L161 214L160 215L156 214V216H154V217L152 216L151 218L148 217V214H150V213L152 214V212H149V209ZM106 209L109 210V211H107ZM104 210H106L107 212H105ZM110 210L111 211L112 210H114V211L118 210L115 213L121 212L122 213V214L120 213V215L122 216L121 219H123V218L125 219V217H127L128 214L130 216H132L131 219H130L131 221L134 218L135 219L137 218L139 221H137V219H136V221L135 220L133 221L134 222L133 224H136V225L139 224V225L136 226L137 228L131 226V228H132L133 231L131 230L130 233H129V231L127 233H125L126 232V230H124V229H126V222L125 221H126L127 218L124 220V223L125 224L122 223L123 220H121L120 218H118L119 220H121V222L120 221L119 222L122 225V227H120V229L121 228L122 229L124 228L123 229L124 231H122V230L121 231H118V227H117V232L118 233L119 232H121V233L124 232L122 235L118 236L117 233H116V231H115L116 230V227L114 229L115 232L113 231V227L112 226L113 225L114 226L116 225L114 222H112L113 223L112 224L111 221L108 220V221H110L111 224H109V222L108 223H106V222L104 223V221H106V218H108L110 216L109 214H108L109 216L107 215V213H109ZM147 210H148V213H145L144 214V212H146ZM114 211L113 212H110V214L111 215L112 214L115 215V217L118 215V217H119L120 216L119 213L118 214H115ZM103 212L108 217L104 216L105 214ZM57 213L59 214V218H58ZM75 214L78 215V216L76 215L77 218H76ZM146 214H147V217H145ZM79 215H82V216L80 217ZM71 216H72V218L75 216L74 219L70 218ZM88 216H90V217H88ZM87 217L90 218V219L88 220ZM104 217H106V218H104ZM101 218H103L104 221ZM50 219L52 220V222H51ZM70 219H72V222L73 221L74 222L72 223ZM118 219H117V221H118ZM44 220H45V222L46 221L48 222L50 220L48 222L49 225H48L47 228L45 227V225L47 226L48 223L47 222L45 223ZM100 220L103 221V224H102V222H99ZM66 221H68V222H66ZM117 221H116V223H118ZM63 222H64V224H63ZM138 222H140V223H138ZM39 223L41 224V226H40ZM43 223L45 224L44 226H42ZM88 223H90V222H88ZM100 223H101V225H100ZM197 223L199 224L198 226L195 225ZM65 224H66V226H64ZM130 225H131V223H128L127 224V226H130ZM37 226H38V228H37ZM133 226H135V225H133ZM17 227H20V225L19 226L17 225ZM63 228L64 229L67 228L65 231H68V233H66L63 230ZM128 228L129 227H127V230H128ZM43 229H44V231L46 229V232H45L46 235L42 234V232H44ZM93 229H94V231H93ZM63 231H64V233L66 234L67 237L65 235H63L64 234ZM109 232H111V233H109ZM114 233H116V234H115V237L113 238ZM104 236H105L104 239L106 241L109 240L107 243L105 242L106 244L103 242V239H102V237H104ZM106 236H108L110 238H108ZM125 236H127V237H125ZM63 237L64 238L66 237V238L64 239ZM120 237H122V238H120ZM73 238L75 239V237H73ZM96 238H97V240L101 239L100 241H97V242H101L102 245L101 244H98L99 246L101 245L100 246L101 248L100 247L98 248L96 246L97 244L95 245L96 247L93 245V244L96 243V241H94L95 243H93V240L94 239L96 240ZM86 240H88V238H86L85 241ZM61 241H63V242H61ZM86 242H88V241H86ZM43 244H45V245H43ZM89 244L87 246H89ZM42 245L45 246L46 248H44ZM62 245H64V246H62ZM40 246H42V248H40ZM89 247H91V245ZM38 248H39V250L35 251ZM50 248H49V250H51L54 247L52 246V248L51 249ZM96 248H97V250H96ZM17 249L19 250V248H17ZM99 249H100V251H98ZM15 250H16V248H15ZM46 250H48V248ZM77 250H79V248ZM23 252H22V249H20V252H14V253H16V255H15V257L13 256V258H15V259H22V258L17 257V256L20 255L18 253L24 254ZM76 255H77V253H76ZM103 255H99V256L101 257ZM89 256H91V257H89ZM2 258H3L4 261L6 260L4 257H1L0 259H2ZM75 259H76V257H75ZM83 259H86V260L84 261ZM11 262H13V261H10V262L8 261L7 264H9V263L11 264ZM63 262H62V264H63ZM0 263L1 264H4V263L6 264V262H3L2 260L0 261ZM13 264H14V262H13Z\"/></svg>","mask_w":264,"mask_h":264},{"label":"bare ground","instance_id":"2","mask_svg":"<svg viewBox=\"0 0 264 264\" xmlns=\"http://www.w3.org/2000/svg\"><path fill=\"white\" fill-rule=\"evenodd\" d=\"M121 2V4H123V1L124 0H94L93 2H92V0H0V86L4 83V82H6V81H9V82H11V78H13V77H16V76H18L19 77V70H20V65H25V63H28V62H30V59H31V61L32 62H34V59H37V60H35V61H38L39 60V62L38 63H36L38 66H39V68H38V74H37V70H36V66H35V64L33 63V65H32V63L30 62V66L32 65L34 68H35V70L36 71H31V72H36V76H34V77H32L31 79H30V82H29V90L22 96H20V97H22V98H20L21 99V101H20V99L17 101L18 103H20V106L19 107H21L22 106V108L23 107H25L27 104H29L30 106L32 105V106H35V105H39V103H42V106L44 105L46 108H47V110H49L50 109V104H51V101L52 100H54V98L53 97H55V96H53V94H54V91H56V87L58 86L59 88H60V85L59 84H61L62 86H63V82L62 81H64V80H66L65 81V84H66V82H67V80L68 81H71V83H69L70 85H72L71 87H73L74 88V86H73V83L75 84V85H77V87L79 88V86L81 87V89H82V86H83V90L84 89H88L89 87H91V86H88V84L90 83V85H91V83H93V85H94V83H96L95 84V87H96V85H97V83L99 84V82L98 81H100L101 79H105V78H114L113 76L115 75V74H113V75H111L110 76V68L108 67V64H107V59H105V60H107V61H105L104 59H103V57H102V59L101 58H99V55H98V57H95V56H93V57H91L90 56V58H89V55H88V53H84V52H86V50H87V52H88V49H86L85 50V48L87 47V45H86V47H84V52L82 51V53H84V54H86V55H88V57L87 56H84L85 58H87V60H88V58H89V60L86 62V59H85V62L83 61V65L81 66L80 65V67H82L83 68V72H81L82 74H80V75H70V74H68L67 72L69 71H65V68L63 67V65L61 64V63H59V61H57L56 59H55V56L61 51V50H63L64 48H65V46L66 47H68V43H70V40L72 39L71 37H74V39H76V37H79L80 38V36L82 37L83 35L84 36H88L89 34H90V36H91V34H93L94 35V37H97V40H96V44L98 43L97 41H99V44H101V42H102V44L104 43L105 44V42L106 43H111L112 44V42L110 41V40H112V38L113 39H117V44H116V46H115V52L114 53H116L117 55V59H116V61L115 60H113L115 63L117 62V60H119V61H121V64H122V66H123V64H125V67L123 66L122 68H124L123 69V71L125 70V68H126V66H128V64L130 63V64H132V65H134V67H135V69H131V70H136V74H137V72L141 75V76H143V78H145V80H146V82L147 83H145V80L143 81L146 85L148 84V88L147 89H145L144 91H140L141 93H140V95L138 94V93H136L135 92V96H137V97H133V98H135V100L132 102V103H130V104H128V105H124V107H123V105H122V103L120 104V108H121V105H122V107L123 108H121L122 110L121 111H117L116 113H114V114H112V113H110L109 111L111 110L110 108L112 107V109H115L112 105H114L115 106V103H111L110 102V100L108 99V101H109V103L111 104V106H109V107H106V106H104V105H102V107L105 109V108H107V109H105L106 111H103V108L101 107V102L103 101V100H101L103 97H101V99L100 100H98V104H100V106H99V108L101 107V110L99 109L97 112H96V110H93L94 108H92V110H93V112L94 113H92L91 114V117H90V113L89 112H87L89 115V117L87 116L86 117V114H83L84 112H82L80 109H76V112L77 111H79L80 113L82 112V114L83 115H85V117L84 116H82L81 114H79V115H77L78 113H76V115H74V113H73V116H70V114H68V112H67V114L72 118H70L71 119V121H70V119H68L69 121H70V132L69 133H67L66 134V138L64 137V138H62V137H60V138H62L61 140H60V138L58 139L57 137L58 136H56V135H58L57 134V132H55L54 131V133L56 134L55 136H54V133H53V129H54V123H52L51 121H49V119L48 118H46V116L44 115H38V114H40V113H38V112H40L39 110L40 109H38L37 110V112H35V117H36V114H37V116H38V119L36 120L37 121V124H35V125H32L31 123H30V121L32 120L31 118H29V119H31L30 121H29V119H28V116L26 115H23L22 117H20V118H18L19 120H17L18 122L16 123V122H8V124H5L6 122H4V123H2L3 125L2 126H0V189H3V188H9L10 189V194L13 196V198L15 197V203L13 204V202L14 201H12L11 199H9V196H11L10 194H6V192H8V191H6L5 192V190L3 191V190H1V193L0 194H4L3 196H1L0 197V258L1 257H4L6 260L4 261L3 260V258L2 259H0V261L2 260L3 262H6V264L8 263V261L10 262V261H13L14 262V264H58L59 263V261H60V257H59V261L58 260H56V257L58 256V253H59V251H60V255H61V253H62V250H64V249H66L65 247H70V245H71V241H72V239L74 240V243L76 242L77 243V246L78 247H76L75 245H74V243L71 245V247H74V248H76L75 250H76V252H75V256L73 257L74 258V262H75V260H76V263H77V261H79L80 260V262L82 263V261H81V258H84V256H86V259L88 258L87 257V255L86 254H88V253H94L93 251H95V248L93 249V250H90L91 248H93V246H92V241H91V239H89V237H91L92 238V236L91 235H89V234H92L93 235V233L95 232L94 231V229H93V233L91 232L92 231V227H94V223H92V220H97V222H98V219H99V217H102V216H99L100 214H98V219L96 218V216H97V213H101V212H97V213H95V218L94 219H92L93 217H90V216H88V217H90V218H88L87 217V219L89 220H91V221H88V222H90V223H88L85 219H84V217H83V219H82V215H79L81 218H80V220H77V219H79V218H77V214H75V216H76V222L75 223H73L72 222V219H74V217L72 218V216L70 217V218H72V219H70L71 220V222L73 223V224H71V226H70V222H68V221H66V222H68V223H66V224H68L69 225V227H67L69 230H71V233L69 232L68 233V231H65L66 229H64L63 228V230L66 232V233H68L69 235L71 234L72 235V232H74V236L73 237H75V239L72 237H68V238H70V242H69V240H68V244H66L65 242V245L66 246H64V245H62V246H64L63 248H62V250H58V248L56 249V247L57 246H60L61 244H60V240H62L61 239V237L56 241V242H58L59 241V243H56V245L57 246H54V245H50L49 246V244H50V242L51 241H49V244L47 243V245L49 246H47V248H48V250H46L47 248L45 247V246H43V245H45V244H43L42 246L44 247V248H46L45 250H39V248L38 249H36L35 251H37V250H39L38 252H36L35 253V256H34V258H32V254L34 253V251H32V248H33V246L31 247V245L32 244H34L35 243V241H37V235H36V232L37 233H39V232H41V230H40V228H38V224H36L37 222H38V220H40V221H42L43 219H49V217H50V215L52 216V215H54L56 212H58L59 211V214H63V213H65L66 215H67V212L69 213H71V214H73V212L74 213H79V211H75L77 208H76V205L75 204H79V207H78V209L80 208V201L78 202V200H76V198L73 196L74 194L75 195H77L78 193L77 192H74L76 189H77V187L79 186V184L81 183V181L83 182L84 180H87V179H85L86 177H87V174H90V173H88L87 172V174H86V171H84L82 174L83 175H86V177L85 176H83V175H81V177L80 178H82L83 180H81L80 181V178L78 177L77 178V174H76V176H75V172H76V170L75 169H77V164H79L80 162H86V161H90L91 163H96L95 161H96V159H97V162L99 161L98 159H104V162H103V164L105 163V161L107 162V160L108 161H110V160H114L115 161V158L116 157H119L120 156V154L117 156L116 154H114V153H116V151H117V153L119 152V147L121 146L122 147V143H121V139L119 138V137H117V136H119V135H117L116 137H112L113 139H107L108 137V135L110 134L109 132H110V130L112 131L113 130V128H115V127H118L119 128V126H121L122 124V126H121V128L123 127L124 129H125V127L126 126H128L129 124L131 125V126H133L134 124H136L137 123V121L138 120H141L142 118L144 119H142L141 121H143V125H145V119H148V117L150 116V114H152L153 115V113H151V110H153V108H155V107H159V106H161L162 107V105H167L168 106V108H166L167 110H166V112L167 111H169V112H167V114L166 113H164V114H162V117H163V115H165V117H163L162 118V120H160L161 119V117L160 118H156V119H158V120H156V119H153V120H151V121H153L152 123H151V121H149V124L148 125H151L150 126V130H149V126L147 127V129L145 130V128H144V126L142 127H134V128H132L131 127V129L127 132V133H125V134H127V135H125V136H129V137H131V139H130V143L132 142V139H134L133 141L135 142H137V144H139L140 142H142L144 139H148L146 142H147V144H148V142L149 143H151V145L149 146V145H147L148 146V148L149 147H151V150H150V152H151V155L153 154L154 155V157L157 159H155V163L156 162H158V160L159 159H164V161H165V159H169V156L170 155H168L167 156V154L166 153H164V158H163V156L161 157L160 155V153L161 152H163L164 150L166 151L167 149H168V151H169V149L171 150V151H169V152H172V151H174V152H176L177 154H179L180 156H182V157H184V156H188V158H191L190 160H192V159H194L193 161L195 162V160H196V162L198 163V165L200 164V160L204 157L205 159H206V157H209V156H213V154H212V151H210L209 150V146L207 145V138L206 139H203V137L200 135V133L195 129V127L193 126V125H191V122H190V118H191V114L192 113H190L189 112V109H187V108H189V107H187L189 104H187V102H185L186 101V99H187V95H186V92L188 93L189 92V90L188 89H190L189 87H194V86H196V87H198V88H201V90H202V88H203V90H205V91H216V93L215 94H218V95H220L221 93H223V95H221V96H223V98H227V95H230L231 94V90H229V89H232V88H230L231 87V85H229V81H231L230 79L228 80V78H224L223 76V79H225L226 81H224V80H222V81H220L221 79L218 77V79H220V80H216V78H217V76H216V73H214L215 72V70L217 69V68H221V67H219V65H218V63H215L214 62V66L216 65V66H218L217 68H216V66H215V70H214V72L213 71H211V69L209 68V66H206V64L208 63H206V61H207V59H208V57H207V59H206V61H204L203 60V58H202V55H200V53H197V52H189V56L190 55H192V56H194V57H197L198 59L199 58H202V59H200L201 60V62H203L204 61V64H202V66L200 67L199 65L197 66V68H195V69H193V66L191 67L192 68V71H190V73H188V75L186 76V77H182L183 79H182V81H178V80H181L180 78L178 79V77H180V76H178V74L175 76V77H177V79L175 78V80H177L178 81V83H176V84H174L173 86H175V87H173V86H171L169 83H171V80L170 79H167L166 78V82H165V80H159L158 78L160 77V76H158L157 77V75H156V73H155V71H154V69H153V63L155 62V61H159L160 63H161V65H163V67L165 68V70L167 71V72H169L170 71V64H171V66H172V68H174V66L177 64L174 60H176V59H178V60H180L179 58H177V57H179V53L181 52H175V54H178V56L176 55V59H174V55L172 56L173 57V61H174V63H175V65L173 66L172 65V63H173V61H172V63H171V60H170V58L171 57H169L168 55H167V53H162L161 52V50L163 49V46H162V49H161V47H157L156 46V48H152V47H149V46H143V47H139L138 48V46L141 44H139L138 46H137V48H135L136 50H133V48H132V46H131V42H130V44H129V42H127V41H125V39L126 38H124V33L126 34V32H125V30L128 28V30H130L131 31V29L127 26V28H126V26H125V24H124V22H127L128 21V18L130 19V17H128L127 16V14L126 13H130V15L129 16H131V17H133L134 18V16L135 15H137V14H135L134 12H132L133 11V7H131L132 9H129V10H131V12L132 13H134L133 14V16L131 15L132 13L130 12V11H128V9H126V5H120V2ZM127 1V0H126ZM125 1V2H126ZM136 2H138L137 0H135ZM144 1V0H143ZM150 2H153V4H154V6L155 7H157V8H159V9H156L157 10V12H158V16L157 17H160L161 18V15H160V13H159V11L158 10H160L162 7V9H165L164 8V6L166 7L167 5H163L162 7L160 6V1H162V0H160V1H156V0H154V1H151V0H149ZM148 1V2H149ZM164 1V0H163ZM162 1V2H163ZM167 1V0H166ZM166 1H164V2H166ZM196 1V0H195ZM194 1V2H195ZM199 1V0H198ZM209 1V0H208ZM212 1V0H211ZM214 2H215V0H213ZM212 1V2H213ZM217 1H219V0H217ZM234 1V0H233ZM236 1V5L234 4L233 5V3L231 4V7L229 6V7H227V8H230L229 9V11L231 10L232 11V13L230 14V17H228L227 18V16L229 15V14H227V13H224L225 11H227V8L225 9L224 7H222L223 9H224V12H223V10H219V9H217L218 11H221V12H218L217 13V10H216V15L217 16H219V14H220V16H219V20H218V23L220 24V22H221V24H222V22L224 23V25L222 26V28L220 29V31H219V35L218 36H221V39H219V40H221V42H222V44L224 43L222 40L225 38L224 37V35H228V36H230L231 34L233 35L235 32H237V33H239V36H240V38L239 37H234L236 40H237V42H239V40L241 41L242 40V37H241V34H240V32L239 31H241V30H243L242 28L239 30V26H241V24H242V22H241V19H242V16H243V18H244V15H248V12H246L247 10V8H246V6H247V1H248V3H249V5L250 6H252V8H248V9H253L254 10V13L251 11V10H249V13L253 16V18L255 19L256 18V22H255V20H249V18L251 19V16L248 18V22L247 21H245V20H247L246 19V17L247 16H245V20H244V22L243 23H245V24H248V27H251L250 29L248 28V32H246L247 30H245L247 27H245L244 28V26H241V27H243L244 28V30L243 31H241V32H245L243 35H244V37L245 38H243L244 39V46H242L241 47V49L242 48H244L243 50L245 51V49L247 50V48H245V46L246 47H248V49L249 50H255V49H258V50H260V51H262V50H264V25L262 26V24L260 25L259 24V22L260 23H264V0H246V5H245V12H246V14L244 13V15H243V11H244V9H243V4H242V2H240V3H237V0H235ZM234 1V2H235ZM243 1V0H242ZM245 1V0H244ZM244 1H243V3H244ZM129 4H131L130 3V1L128 0L127 1ZM136 2H134V0H133V4L134 3H136ZM141 2V1H140ZM147 2V4L149 5V3ZM188 2H190V1H188ZM197 2V1H196ZM201 2H204V0H202ZM220 2H223V0H220ZM224 2H225V0H224ZM223 2V3H224ZM226 2L228 3V0H226ZM143 3V2H142ZM142 3H140V4H142ZM167 3V2H166ZM192 3V2H191ZM218 3V2H217ZM222 3V5H220V6H226L227 4H223ZM230 3H231V1H230ZM230 3H228V4H230ZM125 4H127V3H125ZM129 4H127V6L129 5ZM137 4V3H136ZM135 4V8H136V6H138L137 8L139 9V8H141L139 5H136ZM143 4H145V3H143ZM142 4V5H143ZM162 4H165V3H162ZM196 4H198V3H196ZM195 4V5H196ZM202 4V3H201ZM208 4H209V2H207L206 3V6L204 5V3H203V5H201V8L202 9H206L205 7H207L208 6ZM219 4V3H218ZM221 4V3H220ZM240 4H242V6L240 5ZM121 7H120V6ZM150 5H151V3H150ZM193 5H194V3H193ZM199 5V4H198ZM210 5V4H209ZM214 5H216V7H217V4L215 3ZM237 5H239V7H241V9H243L242 10V12L240 13V8L239 7H237ZM248 5V6H249ZM122 6L123 7H125V8H122ZM131 6H134V5H132L131 4ZM145 5H143V7H144ZM152 6V5H151ZM153 6V7H154ZM197 6V5H196ZM204 8H203V7ZM211 6V5H210ZM213 6V5H212ZM220 6H218V7H220ZM236 6V7H235ZM249 6V7H250ZM130 7V6H129ZM199 7V6H198ZM215 7V6H214ZM128 8V7H127ZM136 8V9H137ZM194 8V7H193ZM208 8V7H207ZM210 8V7H209ZM221 8V7H220ZM236 8H239V9H236ZM106 10L107 9V11L109 10V12H110V14L108 15L107 13V11H106V13H105V15L106 16H110V20H108L107 22H105L104 21V18H103V16L104 15H102V11L103 10ZM122 9H124V11H122ZM126 9V10H125ZM136 9H134L135 11H136ZM161 9V10H162ZM212 9V8H211ZM139 10H143V8L142 9H139ZM148 10H150V9H148ZM193 10L194 9H192V11H191V14H198V13H195L196 11H194L193 12ZM198 10V9H197ZM214 10V9H213ZM236 10H239V12H237ZM128 11V12H127ZM152 11V10H151ZM165 11V10H164ZM167 11V10H166ZM171 10H169L168 12H170ZM174 11V10H173ZM202 11H205V10H202ZM208 11V10H207ZM251 11V12H250ZM142 12H144V11H142ZM148 12V11H147ZM161 12V11H160ZM168 12L167 13H165L164 12V16H166L165 14H167V15H169L168 14ZM198 12H200V10L198 11ZM206 12V11H205ZM209 12H212L211 10L209 11ZM214 12V11H213ZM79 13H82V14H80V16L79 15H77V14H79ZM138 13V12H137ZM148 13H151L152 14V12H148ZM154 13V12H153ZM229 13V12H228ZM238 13H240L242 16L240 17V15L238 14ZM253 13V14H252ZM144 14V13H143ZM201 14H202V12H201ZM210 14V13H209ZM77 15V16H76ZM124 15H126L127 17L125 18L124 17ZM139 15V14H138ZM137 15V16H138ZM145 15V14H144ZM152 15H154V14H152ZM156 15V14H155ZM170 15H171V13H170ZM203 16H204V13L202 14ZM201 15V16H202ZM212 15L214 16V13H212ZM227 15V16H226ZM254 15H255V17H254ZM75 16L76 17H78L79 16V18H75ZM137 16H135V17H137ZM164 16H162V18H167V16L166 17H164ZM173 16V15H172ZM190 16V15H189ZM194 17H197L196 15H193ZM192 16V17H193ZM209 17H210V15H208ZM226 16V17H225ZM147 17V16H146ZM169 17L170 16H168V19H166L165 21L167 22V20H168V22L167 23H170V25H167L168 26V31L172 28L173 30H174V27H171V26H175V25H172L171 23L172 22H170V20H169ZM208 17V18H209ZM132 18V20H134ZM201 18V17H200ZM211 18H212V16H211ZM210 18V19H211ZM214 18V17H213ZM127 21H126V20ZM138 19V18H137ZM159 19V18H158ZM175 20V17L174 18H172V20ZM190 19V18H189ZM192 19V18H191ZM206 20H207V17L205 18ZM136 20V19H135ZM141 20V19H140ZM144 20V19H143ZM173 20V21H174ZM200 20V19H199ZM226 20V21H225ZM257 20H259V21H257ZM262 20V21H261ZM142 21V20H141ZM161 21H164L163 19H161ZM160 21V22H161ZM192 21H193V19H192ZM214 21V20H213ZM253 22V23H255V24H253V26H252V24H251V26L249 25L250 24V22ZM130 23H132V21H129ZM135 22H137V20L135 21ZM135 22H133V23H135ZM159 22V23H160ZM176 22V21H175ZM198 22V21H197ZM196 22V23H197ZM200 22V21H199ZM211 22H212V20L210 21V24H211ZM247 22V23H246ZM133 23H132V25H133ZM162 23H165V22H162ZM187 23V22H186ZM193 23V22H192ZM207 23V22H206ZM217 23V20H216V24H218ZM259 25H258V24ZM139 24V23H138ZM137 24V25H138ZM161 24V23H160ZM194 24V23H193ZM193 24H191V25H193ZM204 24H205V22H204ZM128 25H131V24H128ZM136 25V23H135V26H137ZM164 24H162V26H163ZM190 25V27L191 28H193L192 26ZM198 25V24H197ZM201 25V24H200ZM140 26V25H139ZM167 26L165 27L166 29H167ZM177 26H178V24H177ZM194 26V25H193ZM217 26H219V25H217ZM169 27H170V29H169ZM185 27V26H184ZM189 27V26H188ZM190 27L188 28L189 30H190ZM195 27V26H194ZM201 27V26H200ZM205 27V26H204ZM220 27H221V25H220ZM133 28H134V26H133ZM177 28V27H176ZM187 28V27H186ZM197 28V27H196ZM208 28V27H207ZM209 28H210V25H209ZM214 28V27H213ZM216 28L217 27H215V30H216ZM170 30V32H173V30ZM178 29V28H177ZM177 29H176V31H175V33L176 32H178L177 31ZM187 29V30H188ZM194 29V28H193ZM162 30V29H161ZM181 30H182V28L180 29V32H181ZM188 30V31H189ZM202 30V29H201ZM133 31V30H132ZM163 31H165V30H163ZM192 30H190V33H193L194 34V36H193V34L191 35V37H192V39L191 38H189L190 37V35H189V37H188V34H186V32L184 33L183 32V34H184V37L183 36H181L180 34V36H181V38H184L185 40H187L185 37H188V41L189 40H191V41H193L194 43H198V45H200L199 44V42H196L197 41V39H195V37L197 38V36H195V34H197V33H199V32H201V31H198V32H191ZM196 31V30H195ZM120 32H121V35H120ZM206 32V31H205ZM209 32V31H208ZM207 32V33H208ZM213 32H215L214 30H213ZM212 31H211V36H212V38L215 36H217V34L216 35H214L213 36V33ZM130 33V32H129ZM141 33V32H140ZM162 33V32H161ZM164 33H166V31L164 32ZM174 33V34H175ZM202 33V32H201ZM200 33V34H201ZM207 33H204L205 35L207 34ZM215 33H217V32H215ZM221 33V34H220ZM236 33V34H237ZM132 34V33H131ZM130 34V35H131ZM134 34H136V33H134ZM178 34V33H177ZM187 36H186V35ZM199 34V35H200ZM209 34L210 33H208L207 34V37L209 36ZM235 34V35H236ZM96 35V36H95ZM143 35V34H142ZM161 35H163V34H161ZM171 35H173V34H171ZM202 35V34H201ZM231 35V36H232ZM242 35V36H243ZM128 36H129V34H128ZM136 36H137V34H136ZM165 36H169L170 37V35H164V37L163 38H165ZM174 36V35H173ZM172 36V37H173ZM211 36H210V38H211ZM224 38H223V37ZM133 37V35L131 36V38ZM143 37L145 38V35H143ZM148 37V36H147ZM146 37V38H147ZM166 37V38H167ZM227 37V36H226ZM233 37V36H232ZM71 38V39H70ZM130 38V37H129ZM130 38V39H131ZM137 38V37H136ZM144 38H142V36H141V38L139 37V40L140 39H142L141 41H144V44H148L149 42L147 41H145V40H148V39H144ZM149 38V37H148ZM159 38V37H158ZM174 38V37H173ZM176 38V37H175ZM174 38V39H175ZM178 38H180V37H178ZM180 38V39H181ZM193 38L196 40H193ZM233 38V39H234ZM68 39H69V41H68ZM96 39V38H95ZM133 39H135V38H133ZM183 39V40H184ZM205 39H206V37H205ZM208 39L209 38H207V40H206V42L208 41ZM216 39V38H215ZM218 39V38H217ZM228 39V38H227ZM227 39H224V41H226V42H231V43H233V41L235 40H231L230 39V37H229V39L231 40V41H227ZM73 40V39H72ZM71 40V41H72ZM151 40H153V39H150V41ZM160 40V39H159ZM176 40H177V38H176ZM199 40H200V37H199ZM198 40V41H199ZM201 40H202V38H201ZM212 41H214V39H211ZM235 40V41H236ZM68 41V42H67ZM135 41V40H134ZM164 41V40H163ZM181 41H182V39H181ZM188 41H186V43L188 42ZM190 41V42H191ZM212 41H210V39H209V41L208 42H210V45H209V47L211 46V44L213 45L214 44V42L213 43H211ZM216 41V40H215ZM234 41V42H235ZM89 42H90V40H89ZM140 41H138V39H137V42H135V43H139ZM146 42V43H145ZM154 42V41H153ZM165 42V41H164ZM168 42H169V40H168ZM167 42V43H168ZM173 42H175V41H173ZM177 43L178 42H180V40L178 41H176ZM184 43H185V41H183ZM192 42V43H193ZM202 42V41H201ZM218 41H216V43H217ZM220 42V43H221ZM236 42V43H237ZM114 43H115V41H114ZM134 43V42H133ZM181 44H182V42H180ZM192 43H189L190 45L192 44ZM193 43V44H194ZM220 43L218 44V45H220ZM240 44H241V42H239ZM91 44V43H90ZM92 44H93V42H92ZM91 44V45H92ZM98 44V46H96V47H98V48H105V47H100V45ZM154 44V43H153ZM173 44V43H172ZM181 44H178V45H180L181 46ZM188 44V43H187ZM187 44H185V48H184V45L182 46L183 47V50H182V47L181 48H179L178 50H182V52L185 50L186 51V46H187ZM203 44H206L205 42L203 43ZM207 44H209V43H207ZM246 44V45H245ZM106 45V44H105ZM107 45H109V44H107ZM106 45V46H107ZM162 45V44H161ZM166 44L164 43V46H165ZM170 45V44H169ZM168 45V46H169ZM176 45V44H175ZM175 45H174V47H175ZM178 45H176V47L178 46ZM217 45V44H216ZM228 45H229V43H228ZM233 45V44H232ZM90 45L88 44V47H89ZM136 46H134V47H136ZM189 46V45H188ZM192 46V45H191ZM194 46H195V44H194ZM194 46H192V47H194ZM222 46V48L225 46L224 44L223 45H221ZM227 46V45H226ZM225 46V47H226ZM231 46V44L229 45V47ZM96 47H94V49L96 48ZM109 47V46H108ZM111 47H113V46H111ZM167 47V46H166ZM171 47H173V46H171ZM173 47V48H174ZM202 47V46H201ZM203 47H205V46H203ZM228 47V46H227ZM239 47H240V45H239ZM90 48V47H89ZM92 49H93V47H91ZM97 48V49H98ZM165 48V47H164ZM190 48V47H189ZM195 48H197V46L195 47ZM200 48V47H199ZM213 48V47H212ZM211 48V49H212ZM220 48V47H219ZM218 48V49H219ZM222 48H220L221 50H223ZM91 49V50H92ZM101 49V50H102ZM109 49V48H108ZM112 49V48H111ZM111 49H110V51L109 50H107V51H109L110 52V54H111ZM168 49H169V47H168ZM188 49V48H187ZM208 49V48H207ZM214 49V48H213ZM217 49V51H218V55H219V50ZM240 49V48H239ZM90 49H89V51H91ZM101 50H100V52H101ZM114 50H112V51H114ZM174 50V49H173ZM176 50H177V48H176ZM193 50V49H192ZM191 50V51H192ZM197 50V49H196ZM201 50V49H200ZM206 50V49H205ZM215 50V49H214ZM220 50V51H221ZM242 50V51H243ZM95 51H96V49H95ZM98 51V50H97ZM171 51V50H170ZM169 51V52H170ZM184 51V52H185ZM194 51V50H193ZM225 51V50H224ZM223 51V52H224ZM241 51V50H240ZM94 52V51H93ZM92 52V53H93ZM102 52H105V51H103L102 50ZM109 52H108V55H110L109 54ZM166 52H168V51H166ZM168 52V53H169ZM174 52V51H173ZM184 52L183 53H180V55L181 54H183V57L184 56H187L186 54H184ZM202 52H203V50H202ZM205 53H206V51H204ZM207 52H209V49H208V51ZM215 52V51H214ZM247 52H250V54H252V52L251 51H247ZM254 52V54H252V57L251 58H249L250 60L253 58V55H255V51H253ZM37 53H39V55H41V57H40V59H38V58H36V54ZM61 53V52H60ZM60 53L58 54L59 56H60ZM82 53H79V55L80 54H82ZM91 52L89 53V54H92ZM96 53H98V52H96ZM113 53V54H114ZM187 53V52H186ZM225 53V54H224ZM224 53H221L220 52V54H222V57L224 58L223 60H227V58H226V56L224 57V55H226V52H224ZM244 53V52H243ZM257 53V52H256ZM83 54V55H84ZM94 54V53H93ZM113 54H111V55H113ZM206 54H210V53H206ZM224 54V55H223ZM247 54V53H246ZM246 54H244L245 56H247ZM261 54V53H260ZM35 55V56H34ZM76 55V54H75ZM105 55V54H104ZM169 55H171L170 53H169ZM211 55H213L212 53H211ZM218 55H216V56H212L213 57V61H216V59L214 60V58L215 57H217ZM257 55V54H256ZM255 55V57L257 58V56ZM35 58H34V57ZM78 56V55H77ZM77 56L75 57V58H77ZM102 56V55H101ZM115 56V57H116ZM188 56V57H189ZM191 56V57H192ZM210 56V55H209ZM221 56V55H220ZM263 56H264V54H263ZM33 57V58H32ZM78 57H80V56H78ZM106 57V56H105ZM108 57V56H107ZM110 57V56H109ZM114 57V58H115ZM120 57V59H118ZM82 58H83V56H82ZM81 58V59H82ZM180 58H182L181 56H180ZM193 58V57H192ZM205 58H206V56H205ZM255 58V59H256ZM33 59V60H32ZM184 59H185V61H186V59L187 58H185L184 57ZM189 59V58H188ZM219 59V58H218ZM220 59H222L221 57H220ZM219 59V60H220ZM246 59H248V58H246ZM248 59V60H249ZM258 59V58H257ZM75 60H77V59H75ZM109 60H111V58L109 59ZM182 60H183V58H182ZM181 60V61H182ZM197 60V59H196ZM200 60H198V61H200ZM210 60H211V62H210ZM210 60H209V62L210 63H208L207 65H209V64H211L213 61H212V59L210 58ZM225 60V61H226ZM45 61H47V63L45 62ZM81 61V60H80ZM113 61H108V63L110 62V64L113 62ZM190 61V65L192 64L191 63V60H189ZM195 61V60H194ZM252 62H253V59L251 60ZM256 61V60H255ZM254 61V62H255ZM260 61H261V58H260ZM259 61V62H260ZM43 62V64H41ZM46 64H48L47 66H45V63ZM76 62H78V61H76ZM183 62V61H182ZM181 62V63H182ZM187 62H188V60H187ZM217 62H219V61H217ZM221 62V61H220ZM81 62H79V64H80ZM156 63V62H155ZM158 63V62H157ZM179 63H180V61H179ZM178 63V64H179ZM184 64H185V62H183ZM189 63V62H188ZM225 63V65H226V63L227 62H224L223 61V63L222 64H224ZM40 64L42 65L41 67H40ZM65 64H67V63H65ZM64 64V65H65ZM70 64V63H69ZM73 64V63H72ZM72 64L70 65V67H72ZM119 64H120V62L119 63H116V64H111V66H112V68H114L115 67V65H117L118 67H120L119 66ZM129 64V65H130ZM222 64H220L221 66H225V65H222ZM241 65V63L240 62H238L237 63V65ZM251 64V66H252V63H250ZM249 64V65H250ZM254 64V63H253ZM68 65V64H67ZM159 65V64H158ZM243 65L244 64H242V66H240V68L242 67L243 68ZM79 66V65H78ZM227 66V65H226ZM225 66V67H226ZM245 66V65H244ZM251 66L250 67H248V70H250L251 71ZM66 67V66H65ZM69 67V65L67 66V68H70ZM118 67H116L115 69L118 71ZM161 67V66H160ZM176 67V66H175ZM194 67H195V65H194ZM198 67H200V68H198ZM211 67H212V64H211ZM225 67H222L221 69H223V68H225ZM237 67H239V66H237ZM245 67H247V66H245ZM22 68H23V66H22ZM26 69H27V67H25ZM77 68V67H76ZM82 68H81V70H82ZM121 68V67H120ZM119 68V69H120ZM121 68V69H122ZM129 68H130V66H129ZM159 68V67H158ZM162 68V67H161ZM190 68V67H189ZM250 68V69H249ZM253 68V67H252ZM24 69V68H23ZM23 69H21V73H22V70ZM71 69V68H70ZM74 69V67H72V69L71 70H73ZM121 69H120V71H118V72H114V73H116V74H118V73H120L121 72ZM244 70H242V71H246L247 69H245V68H243ZM70 70V72H72ZM112 71H113V69H111ZM158 70H160V69H158ZM158 70H156V71H158ZM162 70H164V69H162ZM171 70H173V69H171ZM175 70V69H174ZM189 70V69H188ZM30 70H28V72H29ZM115 71V70H114ZM122 71V72H123ZM127 71H129L128 69H127ZM166 71H164L165 73H167ZM187 71V70H186ZM218 71V72H217ZM216 72H217V74H219L220 72H219V69L217 70ZM239 71H240V69H239ZM125 73H123V75L125 74V75H127L128 74V72H126V70L124 71ZM159 72V71H158ZM187 72H189V71H187ZM213 72V73H212ZM241 72V71H240ZM20 73V75H23V74H21ZM73 74H74V72H72ZM78 73H79V70H78ZM77 73V74H78ZM163 73V72H162ZM165 73H163V75L165 74ZM175 73H177V72H175ZM174 73V74H175ZM179 73V72H178ZM25 74H27V73H25ZM30 74V73H29ZM112 74V73H111ZM130 74V73H129ZM134 74V73H133ZM133 74H132V76H133ZM135 74V75H136ZM157 74H161V73H157ZM168 74H170V73H168ZM180 74V73H179ZM119 76H121L122 75V73H120V74H118ZM118 75H115V77L116 76H118ZM172 75V74H171ZM182 75V74H181ZM185 75H186V73H185ZM219 75H221V74H219ZM27 76H30V75H27ZM128 77L130 76V75H127ZM166 76H170V75H167L166 74ZM174 76H173V78H174ZM214 76H215V79H214ZM23 77V76H22ZM25 77L26 76H24L23 78L25 79ZM221 77V76H220ZM221 77V78H222ZM27 78V77H26ZM116 78H118V77H116ZM135 78V77H134ZM164 78H165V75H164ZM168 78H170V77H168ZM23 79V80H24ZM119 79V78H118ZM171 79H172V77H171ZM204 79H211V81H204ZM212 79H213V81H212ZM27 80H29V79H26V81ZM140 80H142V78H140ZM168 80H170V82H168ZM200 80H202V81H200ZM214 80H216V81H214ZM113 81H116V79L115 80H113ZM204 81V82H203ZM16 82H17V80H16ZM63 84H62V83ZM73 82V83H72ZM102 82V81H101ZM100 82V83H101ZM105 82H106V80H105ZM141 82V81H140ZM232 82V81H231ZM262 82V81H261ZM68 83V82H67ZM85 83H86V85H87V87L85 88ZM88 83V84H87ZM109 83V82H108ZM173 83H174V81H173ZM202 83H204V84H202ZM10 84H12V83H10ZM102 84V83H101ZM105 84V83H104ZM103 84V85H104ZM107 84V83H106ZM139 84V83H138ZM137 84V85H138ZM141 84V83H140ZM172 84V83H171ZM244 84V83H243ZM242 84V85H243ZM14 85V84H13ZM12 85V86H13ZM67 85V84H66ZM69 85V86H70ZM100 85V84H99ZM145 85V86H146ZM233 85V84H232ZM241 85V86H242ZM245 85L246 84H244V87H245ZM264 85V84H263ZM27 86V87H28ZM141 86V85H140ZM144 86V85H143ZM144 86V87H145ZM236 86V85H235ZM261 87H262V83H261V85H260ZM10 87V86H9ZM9 87H7V91L6 92H4V90H3V92H4V95H1L0 97H2V98H0V104L2 103V102H5L6 100H4V99H9V100H7V102L8 101H10V98H11V95H10V98H8L9 97V94L11 93V91H10V89L11 88H9ZM57 87V88H58ZM67 87V86H66ZM71 87H68V88H70V90H71V94L72 93H75L74 92V90H76L75 88L74 89H71ZM92 87H94V86H92ZM147 87V86H146ZM196 87H194L195 88V90H196ZM237 87H239V88H237L236 90H239V92H237V91H235V92H237V93H235V92H233L232 94H234V96H232V94L229 96V98H227V100H229L230 99V97L232 96V97H234L233 99H235L236 98V100H237V97H239V96H237V97H235V94L237 95V94H241V96L240 97H242V96H245L244 97V99L246 98V97H249V98H251L250 96H248V93H247V91L248 90H246V93L247 94H244V92L242 93V88H244L243 86H242V88L240 87V86H237ZM247 87V86H246ZM245 87V88H246ZM2 88V87H1ZM13 88V87H12ZM63 88H64V86H63ZM100 88V86L98 87V89ZM102 88H104V87H102ZM137 88V87H136ZM229 88V89H228ZM244 88V89H245ZM87 89H86V91H87ZM91 88H89V90H90ZM97 89V88H96ZM247 89V88H246ZM249 89V88H248ZM260 89V88H259ZM12 90V89H11ZM62 90V89H61ZM88 90V91H89ZM188 90V91H187ZM194 90V91H195ZM201 90H200V92H201ZM264 90V89H263ZM262 90V91H263ZM58 91H60V89H58L57 90V92H55V93H58ZM64 91V90H63ZM69 90H65L64 92H67L66 94H68V93H70V92H68ZM73 91V92H72ZM80 91V90H79ZM91 92H92V94H94V92L92 91V90H90ZM102 92H103V95H105L104 93H106V91L104 92L103 90H101ZM109 91V90H108ZM138 92H139V89L137 90ZM191 91H192V89H191ZM204 91V92H205ZM217 91L218 92H220V93H217ZM226 91H229L228 92V94H224V93H227ZM1 93L0 94H3L2 93V91H0ZM80 92H82V91H80ZM199 92V91H198ZM203 92V91H202ZM204 92H203V94H204ZM208 92H206V93H208ZM248 92H250V94L249 95H251L252 94V92L253 91H251V89H250V91H248ZM96 93L98 94V93H100V89H99V91L97 92V90H96ZM12 94V93H11ZM59 94H62V93H59ZM64 94V93H63ZM62 94V95H63ZM91 94V95H92ZM190 94V93H189ZM210 95H211V93H209ZM208 94V95H209ZM214 94V93H213ZM70 95V94H69ZM68 95V96H69ZM73 95V94H72ZM72 95H70V96H72ZM75 95V94H74ZM96 95V94H95ZM103 95H101V93L99 94V96H103ZM106 95H107V93H106ZM183 95H186L185 97H183ZM199 95H200V93H199ZM207 95V94H206ZM225 95V96H224ZM5 96V97H4ZM212 96V95H211ZM215 96H217V95H215ZM252 96H254V93H253V95ZM94 97V96H93ZM95 97H97V95L95 96ZM204 97V96H203ZM218 97V96H217ZM53 98V99H52ZM63 98L65 99V97H64V95H63ZM100 98V97H99ZM183 98H184V100H183ZM186 98V99H185ZM209 98V97H208ZM221 98V97H220ZM223 98L221 99L222 101H223ZM225 98V99H226ZM243 98V97H242ZM249 98H246V101H244L243 100V103L241 102H239V101H241V100H239V101H237V103H240L239 105H237V103L236 102H232V99H230L231 100V103H232V105H234L235 103H236V105L238 106V107H236V108H239V106L241 105V108L239 109V110H241V112H242V117H243V115H247L248 116V109H247V105L249 104L250 105V102H251V104L253 105V102H252V99H253V97L251 98V100L249 99ZM96 98H94L93 99V101H95V103H97L96 101L97 100H95ZM105 99V98H104ZM106 99H107V97H106ZM105 99V100H106ZM112 99H114V98H112ZM130 99H132L131 97H130ZM130 99H128L129 101H130ZM199 99V98H198ZM256 99V98H255ZM3 100V101H2ZM104 100V101H105ZM202 100H204V99H202ZM229 100V101H230ZM20 101V102H19ZM99 101H100V103H99ZM104 101H103V103H104ZM107 101V102H108ZM115 101V100H114ZM124 101V100H123ZM122 101V102H123ZM185 102V104H184V102ZM201 101V100H200ZM206 101V102H205ZM205 101H203V103L205 102V104L208 106V107H213L214 105L211 103V106H209L210 105V100H208V102H207V100L205 99ZM235 101V100H234ZM125 102V101H124ZM127 103H129L128 101H126ZM225 102V101H224ZM258 102V101H257ZM106 103V102H105ZM199 103V102H198ZM203 103H200V104H203ZM230 103V102H229ZM2 104H6V103H2ZM16 104V103H15ZM187 104V105H186ZM255 104L256 103H254V107H256L255 106ZM19 105V104H18ZM28 105V106H29ZM96 105V106H97ZM119 104H117L116 106H118ZM206 105L204 106V104H203V106L204 107H206ZM231 105V106H232ZM236 105H234V106H236ZM262 105V104H261ZM30 106H29V109H30ZM41 106V107H42ZM230 106V105H229ZM233 106V107H234ZM259 107H258V109H257V111L255 112V108L253 109V107L250 105L249 107H251L252 109H251V111H253L254 113H252V115L253 114H255V113H258V111H260L259 113L260 114H264V108L263 107H260V104L258 105ZM215 107V106H214ZM213 107V108H214ZM4 108L6 109V107L4 106ZM22 108H20L21 110H22ZM26 108H27V106H26ZM38 108V107H37ZM44 108V107H43ZM61 108H64L63 106L61 107ZM59 109V111L61 110V111H63L62 109ZM66 108V107H65ZM65 108H64V110H65ZM97 109H98V107H96ZM109 108V109H108ZM117 108V107H116ZM120 108H118V110H120ZM190 108H192V107H190ZM197 108V107H196ZM200 108V107H199ZM235 108V107H234ZM9 109V108H8ZM34 109H36V107H34ZM156 109V108H155ZM155 109H154V111H155ZM169 109V110H168ZM205 109V108H204ZM204 109H202L204 112H206V113H203V115H204V121H207V122H209L208 120H207V118H209V115L210 114H208V112L207 111H205ZM207 109V108H206ZM210 109V108H209ZM231 109V108H230ZM10 110V109H9ZM25 110V109H24ZM33 110V109H32ZM66 110H67V108H66ZM157 110H159V108L157 109ZM162 111H163V109H161ZM165 110V109H164ZM191 110V109H190ZM193 110V109H192ZM199 110H201V109H199ZM35 110H33V112H34ZM58 111V112H59ZM91 111V110H90ZM113 111V110H112ZM115 111H116V109H115ZM160 111V110H159ZM161 111V112H162ZM210 111V110H209ZM215 111H216V108H214V111H213V114H211L210 116H211V118H213V116H214V114H215ZM220 111H223V110H220ZM24 112V111H23ZM27 112V114H28V111H26ZM72 112H74V111H72ZM71 112V113H72ZM147 112H150L148 115V117L147 118H144L142 115L144 114V113H146V114H144V115H146L147 116ZM192 112V111H191ZM196 112H197V110H196ZM212 111H210L209 113H211ZM218 112V111H217ZM241 112H240V114H241ZM261 112H263V113H261ZM44 113H45V111H44ZM61 113H63V112H61ZM155 113V112H154ZM157 113V112H156ZM159 113V112H158ZM193 113H195L194 111H193ZM26 114V113H25ZM30 115H29V117L31 116L32 117V113H29ZM46 114V113H45ZM63 114H65V112L63 113ZM219 114V113H218ZM221 114V113H220ZM249 114H250V110H249ZM21 115V114H20ZM59 115V114H58ZM72 115V114H71ZM156 115V114H155ZM160 115H161V113H160ZM213 115V116H212ZM222 115H223V113H222ZM34 116V115H33ZM63 116V115H62ZM69 116H66L65 115V117H69ZM195 116V115H194ZM193 116V117H194ZM207 118H206V117ZM220 116V115H219ZM254 116V115H253ZM256 116L257 115H255V118H256ZM258 116H260V115H258ZM257 116V119H259V117ZM140 117H142V118H140ZM151 117V116H150ZM153 117V116H152ZM221 117V116H220ZM223 117V116H222ZM251 117V116H250ZM261 117H263V116H261ZM37 118V117H36ZM35 118V119H36ZM211 118H210V122L207 124V125H210V123L212 122L211 121ZM245 118V117H244ZM249 118V117H248ZM247 118V119H248ZM251 118H253V117H251ZM56 119L58 120V118L56 117ZM55 119V120H56ZM62 119V118H61ZM61 119H60V121H61ZM242 119V118H241ZM257 119H254V120H257ZM261 119V118H260ZM259 119V120H260ZM264 118H262L261 120H263ZM54 120V119H53ZM149 120V119H148ZM148 120H146V122L148 121ZM194 120V119H193ZM201 120V119H200ZM245 120V119H244ZM250 120V119H249ZM248 120V121H249ZM253 120V119H252ZM261 120L260 121H258V123L259 122H261ZM141 121H139L141 124H142V122ZM154 121H156V122H154ZM203 121V120H202ZM247 121V120H246ZM264 121V120H263ZM256 122V121H255ZM15 123V124H14ZM35 123V122H34ZM33 123V124H34ZM57 124H58V122H56ZM124 123H128L126 126L124 125ZM148 123V122H147ZM147 123H146V126H147ZM250 123V122H249ZM251 123H253L252 121H251ZM263 123V122H262ZM5 124V125H4ZM138 124V123H137ZM136 124V125H137ZM152 124H154V125H152ZM253 124H255V123H253ZM253 124H251V125H253ZM264 124V123H263ZM58 126V125H57ZM61 126V125H60ZM68 126V125H67ZM125 126V127H124ZM145 126V127H146ZM255 126V125H254ZM262 125H261V123H260V127H261ZM128 127H130V126H128ZM151 127H153V129L151 128ZM204 127V126H203ZM206 127V126H205ZM252 127V126H251ZM251 127H249V128H251ZM259 127V126H258ZM263 127H264V125L261 127L262 129H263ZM68 128V127H67ZM68 128V129H69ZM127 128V127H126ZM144 128V129H143ZM255 129L256 127H252L251 129H249V132L250 133H252V134H255V136L257 137V135H256V133L258 134V133H264V129H263V132H261L260 130H261V128L258 130V131H260V132H257V131H255L254 130V132L255 133H253L252 131H250V130H252V129ZM67 129V130H68ZM117 129V128H116ZM124 129H123V132H124ZM127 129H129V128H127ZM203 129V128H202ZM55 130V129H54ZM115 130V129H114ZM122 130V129H121ZM148 130V131H147ZM116 131V130H115ZM125 131H126V129H125ZM202 131V130H201ZM205 131H207V130H205ZM52 132V133H51ZM122 132V133H123ZM109 133V134H108ZM117 134L119 133V131L117 130V132H116ZM108 134V135H107ZM113 134V133H112ZM54 137H53V136ZM121 135H123L124 136V134H121ZM120 135V136H121ZM262 135V134H261ZM110 136H113V135H109V138H110ZM252 137L254 136V135H251ZM206 137H207V133H206ZM245 137H247V136H245ZM249 137V136H248ZM263 137V136H262ZM261 137V138H262ZM57 138V139H56ZM123 138V137H122ZM125 138V137H124ZM123 138V139H124ZM209 138V137H208ZM125 139H127V138H125ZM129 139H128V141H129ZM248 139V138H247ZM250 139V138H249ZM257 139V138H256ZM260 139V138H259ZM245 140V139H244ZM251 140H252V138H251ZM258 140V139H257ZM124 141V140H123ZM211 141V140H210ZM256 141V140H255ZM261 141H264V140H261ZM96 142H98V144H95ZM126 142V141H125ZM124 142V143H125ZM133 142V143H134ZM136 142H135V145H136ZM245 142H246V140H245ZM249 142V141H248ZM248 142H246V143H248ZM252 142V141H251ZM123 143V144H124ZM129 143V144H130ZM131 144L132 146H134V144ZM144 143V142H143ZM142 143V144H143ZM253 143H254V141H253ZM252 143V144H253ZM263 143V142H262ZM128 144V145H129ZM141 143L139 144V145H142ZM44 145H46V148H47V150H49L48 152H46L44 149ZM89 145V146H88ZM125 145H127V142H126V144ZM130 145V146H131ZM139 145H136V146H139ZM130 146H129V149H130ZM144 146V145H143ZM146 146V147H147ZM77 147H78V149H82V148H87L85 151L82 149V151H81V156H77V157H75L76 155H73V151L72 150H76L77 149ZM120 147V148H121ZM252 148V150H251V148ZM249 147V149H246V150H248V152L247 151H245V150H243L242 149V152H243V155H242V157L241 158H243V160H241L240 162L238 161V163H236V165L238 166L240 163H242V164H247V162H253L252 163V166L254 165V162L255 163H257V164H259L260 166H262L261 167V169L262 168H264V158L262 159V157L264 156V152H261V151H263V149H261V147L262 148H264V143H263V145L261 144V143H259V141L257 142H255V144L254 145H252V146H250ZM133 148V147H132ZM138 149H141V147L139 146V147H137ZM148 148H146V150L148 149ZM236 149V148H235ZM235 149H234V152H235ZM134 150H136L135 149V146H134V148H133V150L131 149V151H133V155H135V158L138 156H140V154L138 155L137 154V156H136V154H134ZM142 150V149H141ZM146 150H142L141 152H143L144 151V157H146V158H143V156L142 157H140V158H142V159H147L148 160V162H147V160H145L147 163H149V159H152V156L149 154V156H146V153L149 151H146ZM224 150V149H223ZM222 150V151H223ZM237 151H240L239 149H236ZM250 150V151H249ZM261 150V151H260ZM72 152V156H74L73 157V159H71L70 160V158H72V156L70 157L69 155V153L67 154V152ZM152 151H153V153H152ZM164 151V152H165ZM168 151H166L167 153H168ZM215 151V150H214ZM220 151V150H219ZM219 151H218V153H219ZM222 151L220 152V153H222ZM226 151H227V149H226ZM231 151V153H233L232 152V150H230ZM230 151H229V153H230ZM236 151V152H237ZM55 152H57V153H59L60 154V156L59 157H61L59 160L57 159V161H59V163H60V161H65L64 163L62 162L60 165H58V163L57 162H55V158H54V156H56V155H53ZM65 152H66V154H65ZM138 153H141V152H139V151H137ZM217 152V151H216ZM224 152V151H223ZM245 152H247L246 154H245ZM78 153V152H77ZM120 153V152H119ZM136 153V152H135ZM154 153H156L157 155H158V157H156L155 155L156 154H154ZM219 153V154H220ZM227 153V152H226ZM225 153V154H226ZM261 153H263V156H261L262 154ZM62 154H64V156L66 155L67 156V158H65ZM75 154V153H74ZM113 154L114 155H116V157H112L113 156ZM147 154V155H148ZM223 154V153H222ZM237 153H235L234 155H236ZM240 154H242L241 152H240ZM245 154V155H244ZM142 155V154H141ZM171 155H173L172 153H171ZM179 155H178V157H179ZM166 156H167V158H166ZM226 157H228L227 155H225ZM237 156H239V155H237ZM241 156V155H240ZM68 157H70V158H68ZM149 157H151V158H149ZM171 157V156H170ZM173 158H174V156H172ZM177 159H179L177 156H175ZM182 157L180 158L181 160H182ZM231 157V156H230ZM62 158H64V160L62 159ZM121 158V157H120ZM173 158H171V159H173ZM187 157H186V161H187V159H188ZM234 158H235V156H234ZM237 158V157H236ZM107 159V160H106ZM118 159V158H117ZM117 159H116V161H117ZM154 159H152V160H150V163L149 164H151V165H153V163H154ZM184 159H185V157L183 158V160H182V162H184ZM237 159H239V158H237ZM68 160V161H67ZM94 160V161H93ZM210 160V159H209ZM227 160V159H226ZM232 160V159H231ZM103 161V160H102ZM102 161H100V162H102ZM113 161V162H114ZM115 161V163H117L116 165H115V163L114 164H112L111 165V163H112V161H111V163L109 164V163H105V164H109V165H111V166H113V167H115L117 170H118V172L116 173H114L115 175L116 174H118V173H120V174H123L122 172H123V170L122 169H120L119 167H120V165H121V163H119V161H117L116 162ZM152 161V162H151ZM161 162V160L159 161V163L161 162V164L162 163H165V162ZM168 161H170V160H168ZM167 161V162H168ZM193 161L191 162V163H193ZM206 161V160H205ZM228 161V160H227ZM53 162H54V165H55V163H57L56 165L57 166H53ZM88 162H87V165H89L90 166V162H89V164H88ZM99 162V163H100ZM179 162H181V161H179ZM182 162H181V164H182ZM75 163V164H74ZM77 163V164H76ZM93 163V164H94ZM185 163H190V162H185ZM227 163V162H226ZM72 164H74V165H72ZM80 164H82V163H80ZM79 164V165H80ZM84 164H86V163H83V166H84ZM104 164V165H105ZM120 164V165H119ZM123 164H124V160H123ZM122 164V165H123ZM125 166L126 167H128V166H130V165H127V163L125 162ZM129 164V163H128ZM184 164V163H183ZM201 164H203L202 163V160H201ZM200 164V165H201ZM251 164V163H250ZM78 165V167H82L81 165L79 166ZM92 165V164H91ZM109 165H108V167H105V168H107V169H105V172H106V174H108V168H109ZM115 165V166H114ZM259 165H254L255 166V169L257 168V171L259 172V171H261V169H260V167H256V166H259ZM72 166L75 168H73L72 169ZM107 166V165H106ZM250 166V165H249ZM103 167V166H102ZM113 167H111L112 169H115V168H113ZM123 168H124V165L122 166ZM130 167H132V166H130ZM130 167H128V174L130 173V170H129V168ZM53 169L54 170V172L55 173H53V171H51L50 169ZM259 168V169H258ZM85 169V168H84ZM111 169V171H114V170H112ZM126 169V168H125ZM229 169V171H230V168H228ZM103 170H104V168H103ZM263 170V169H262ZM74 171V172H73ZM110 171V170H109ZM122 171V172H121ZM232 171V170H231ZM256 171V172H257ZM125 172V171H124ZM131 172H132V170H131ZM257 172V173H258ZM262 172V171H261ZM77 173V172H76ZM85 173V174H84ZM113 173H111V175H110V173H109V176H111L112 177V174ZM234 173V172H233ZM233 173H231V172H229V175L230 174H233ZM264 173V172H263ZM105 174V173H104ZM105 174V176H107ZM119 174V176L121 177L122 175H120ZM131 174L132 173H130V175L128 176L127 175V171H126V174H123L124 176H122L121 177V179L122 178H125L126 176L127 177H129V179H130V177H131ZM259 174H260V172L258 173V174H256V175H258V177H259ZM56 175V178L57 179H55L54 178V176ZM101 175H103V173H101ZM100 175V177H102ZM126 175V176H125ZM97 176V175H96ZM96 176H94V179H93V177H91V174L90 175H88V180L86 181L87 183H86V185L87 186H89V188H88V190L89 189H91V187H92V183H94V182H92V181H96L95 182V187H96V183H98V181L97 180H99L98 179V177L99 176H97V178H96ZM114 176V175H113ZM118 176V175H117ZM117 176H114L113 177V179L116 177V179H117ZM119 176H118V178H119ZM191 176V175H190ZM231 176V175H230ZM237 177L235 174L233 175V180H234V178L235 177ZM263 176H264V174H263ZM263 176H261L262 177V179H261V181H263V182H260V180L258 181L259 183H263L264 184V178H263ZM53 177V180L55 179V181H53L54 183H56V184H54L53 182H52V184L51 185H55V186H53V187H51L50 189H49V187H48V183H45L46 181H48L50 178H52ZM83 177H85V178H83ZM260 177V178H261ZM26 178H28L27 179V181L25 180ZM66 179V185L65 186H62L61 185V181L63 180V179ZM132 178V177H131ZM230 178H232V177H230ZM24 179V182L26 181L27 183H28V181H29V179H30V182H32V185L34 184V185H36L35 187H39L38 189L40 190H38V189H36V190H38V192L37 193H40V195L37 197V198H33V199H30V200H32L31 202H30V200L28 201L27 199V201L26 200H24V198H23V200L22 199H20V192L18 191V183H21L20 181H22ZM48 179V180H47ZM90 179H93L91 182L89 181ZM95 179H97V180H95ZM236 179V178H235ZM32 180V181H31ZM123 180V179H122ZM126 180H128V178H126ZM131 180V179H130ZM232 180V179H231ZM232 180V181H233ZM238 180V179H237ZM237 180H235V181H237ZM64 181V180H63ZM101 181H103L104 183H105V181H106V179H104V180H101L100 179V183H101ZM129 181V180H128ZM232 181H231V184H233V185H231V186H234V183H232ZM234 181V182H235ZM49 182V181H48ZM102 182V183H103ZM107 182V181H106ZM110 182V181H109ZM108 182V183H109ZM119 181H117V183H118ZM126 182V181H125ZM124 181H123V183H125ZM163 182V181H162ZM161 182V183H162ZM84 184H85V182H83ZM83 183H81V186H82V184ZM91 183V184H90ZM100 183H98L97 185H99ZM108 183H106V184H108ZM165 183V182H164ZM224 183V182H223ZM230 183V182H229ZM111 184V183H110ZM109 184V185H110ZM113 184V183H112ZM167 183H165V184H163V186L164 185H166ZM236 185L237 184H240V182H238L237 181V183H235ZM34 185H33V188H35L34 187ZM45 185H47V187H48V190H45L44 188L46 187ZM103 185H105V184H103ZM102 185V186H103ZM116 185V184H115ZM115 185L113 184V185H111L112 187L111 188H113V190H115L116 188H115ZM226 185V186H225ZM224 186H225V188H223V187H221L222 186V183H220V187H218V189L220 190V191H222V189L224 190V189H226V187L228 186V187H231V186H229V184L227 185V184H225ZM235 185V186H236ZM18 186V187H17ZM27 186V185H26ZM31 186V185H30ZM45 186V187H44ZM84 186V185H83ZM108 186V185H107ZM161 186V188L163 189H165V186L163 187L162 186V184L160 185ZM159 186V187H160ZM167 186V185H166ZM241 186V185H240ZM44 187V188H43ZM46 187V188H47ZM85 188H86V186H84ZM94 187V188H95ZM158 187V188H159ZM28 188V187H27ZM31 188V187H30ZM83 188V187H82ZM93 188V187H92ZM108 188V187H107ZM110 188V187H109ZM108 188V189H109ZM111 188H110V190H111ZM115 188V189H114ZM161 188H159L158 190H160ZM222 188V189H221ZM233 188H235V187H233ZM236 188H238L237 186H236ZM20 189V188H19ZM32 189V188H31ZM80 189H81V187H80ZM161 189V190H162ZM33 190H35V189H33ZM35 190V191H36ZM112 190V191H113ZM219 190H217L218 192H219ZM21 191V190H20ZM116 191V190H115ZM157 191V190H156ZM3 192H5V193H3ZM21 192H23V189H22V191ZM30 192V191H29ZM218 192H217V194H218ZM32 193V192H31ZM74 193V194H73ZM22 194V193H21ZM73 194V195H72ZM204 194H206V193H204ZM12 196L10 197V198H12ZM23 196V195H22ZM71 196H72V198H71ZM204 196V195H203ZM12 198V199H13ZM197 198V197H196ZM199 198V197H198ZM20 199V200H19ZM73 199V200H72ZM10 200H11V205H10ZM22 200V201H21ZM74 200H76L75 202H74ZM128 201L126 202H122V205L124 204V203H127L128 205L132 202V200L131 199H127ZM129 200L131 201V202H129ZM122 201V200H121ZM76 202H78V203H76ZM129 202V203H128ZM120 203V202H119ZM13 204V205H12ZM127 204H125V206L123 205H121L122 206V208H125L126 209V207L128 206ZM127 205V206H126ZM119 207H120V205H118ZM121 208V209H122ZM155 208V207H154ZM119 209V208H118ZM153 209V208H152ZM158 209V208H157ZM107 210V209H106ZM104 210L105 212H107V211H109V210ZM154 210V209H153ZM156 210V209H155ZM114 210H110V212H113ZM118 210H116V211H114V213L115 212H117ZM126 212H127V210H125ZM125 211H123V209L121 210V212H124V214H122L121 212H118L119 213V215H120V213L123 215V217H124V215H125ZM54 212V214H52ZM61 212V213H60ZM110 212L109 213H107V215L109 216H107L104 212V216H106V217H108V218H106V217H104V218H106V221H104L103 220V218H101L103 221H104V223L106 222V223H108L109 222V224H111L112 222H114L116 225L114 226H112L113 227V231H114V229H115V227H116V233H117V235L118 236H120V235H122L124 232H117V227H118V231H124V230H126V232L125 233H127L128 231H129V233L131 232V230H132V228H131V226L132 227H136V226H138V225H136V224H133L134 222V220L136 221V219L134 218H132L133 220L131 221L130 219H131V217L132 216H130L129 214L127 215V217H125V219H126V229H120V227H122V225L120 224V222H121V220H123V222L122 223H124V218L123 219H121L122 218V216L120 215L119 217H118V215L115 217V215H111L110 214ZM149 212H152V214L150 213V214H148V217H152L153 216V211L151 210V208L149 209ZM70 213L68 214V215H70ZM118 213H115V214H118ZM145 213H148V210L146 211V212H144V214ZM59 214L57 213V215H58V218H59ZM127 214V213H126ZM156 214H158V215H160L159 214V211H158V213H155V215L154 216H156ZM60 215V216H61ZM64 215V214H63ZM62 215V216H63ZM66 215H64V216H66ZM103 215V214H102ZM61 216V217H62ZM153 216V217H154ZM53 217V216H52ZM54 217H56V215H54ZM129 217V218H128ZM134 217V216H133ZM141 217V216H140ZM145 217H147V214L145 215ZM247 217V216H246ZM118 218H120L121 220H119ZM52 219V218H51ZM50 219V220H51ZM117 219H118V221H117ZM49 220V221H50ZM69 220V221H70ZM93 221V222H95V223H97L96 221ZM108 220H110L111 221V223H110V221H108ZM130 220V221H129ZM37 221V222H36ZM48 221V222H49ZM54 221V220H53ZM103 221H99V222H102V224H103ZM116 221L118 222V223H116ZM120 221V222H119ZM137 221H139L138 219H137ZM44 222H45V220H44ZM47 222V221H46ZM45 222V223H46ZM47 222V223H48ZM51 222H52V220H51ZM42 223V222H41ZM92 223V224H91ZM128 223H131V225L130 226H127V224ZM137 223V222H136ZM138 223H140V222H138ZM199 223V222H198ZM195 224L196 226H198L199 224ZM38 225L37 226V228L40 230H38L37 229V231H36V229H35V227H36V225ZM40 224V223H39ZM63 224H64V222H63ZM66 224L64 225V226H66ZM90 224V225H89ZM113 224V223H112ZM125 224V223H124ZM135 225V226H133V225ZM17 225L19 226L20 225V227H17ZM45 224L43 223V225L42 226H44ZM48 225H49V223L47 224V226L45 225V227L47 228L48 227ZM67 225V226H68ZM91 225H93L92 227H90ZM100 225H101V223H100ZM40 226H41V224H40ZM125 226V225H124ZM44 227V228H45ZM127 227H129L128 228V230H127ZM42 228V227H41ZM94 228H96V227H94ZM137 228V227H136ZM97 229V228H96ZM95 229V230H96ZM120 229V230H119ZM36 231V232H35ZM43 231H44V229H43ZM64 231H63V233H64ZM114 231V232H115ZM133 231V230H132ZM46 229H45V231L44 232H42V234H44V235H46ZM62 233V234H63ZM109 233H111V232H109ZM113 233V232H112ZM116 233H114V236H113V238L115 237V234ZM121 233V234H120ZM67 234V235H68ZM36 235V236H35ZM63 235H65L66 236V234L64 233ZM70 235V236H71ZM88 235H89V237H88ZM130 235V234H129ZM142 235V234H141ZM110 236V235H109ZM128 236V235H127ZM127 236H125V237H127ZM46 237V236H45ZM67 237V236H66ZM65 237V238H66ZM106 237H108V236H106ZM124 237V236H123ZM36 238V240L34 241V239ZM44 238V237H43ZM64 238V237H63ZM64 238V239H65ZM86 238H88V240H86V241H88V242H86L85 241V239ZM105 236L104 237H102V239H103V242L105 243H107L108 241H106L105 239ZM108 238H110V237H108ZM120 238H122V237H120ZM39 239V238H38ZM99 239V238H98ZM90 240V241H89ZM93 240V239H92ZM101 239H99V240H97V238H96V240L94 239L93 240V243H95L94 241H96V243L95 244H93L94 246L96 245L98 248L102 245L101 244V242H97V241H100ZM33 241H34V243H33ZM40 241V242H39ZM39 244H41L42 243V241H43V243L44 242H46V239L44 238L43 240L41 239H39ZM61 242H63V241H61ZM102 242V243H103ZM63 243V244H64ZM69 243H70V245H69ZM103 243V244H104ZM105 243V244H106ZM135 243V242H134ZM38 243H36V245H37ZM38 244V245H39ZM58 244H60V245H58ZM89 244V246L91 245V247H89V246H87ZM98 244H101L100 246L98 245ZM36 245L34 246V248L36 247ZM38 245H37V247H38ZM74 245V246H73ZM42 246H40V248H42ZM52 246L54 247V248H52ZM95 246V247H96ZM135 246V245H134ZM28 247H31V249L29 248V250H31L32 252H29L28 254L29 255H32L31 257H30V259H31V261H28V259L27 258H29L27 255H25L26 253H27V251L26 250H24L25 248L27 249ZM52 249H51V248ZM15 248H16V250H15ZM17 248H19V250L17 249ZM33 248V249H34ZM49 248L51 249V250H49ZM79 248V250H77ZM90 248V249H89ZM101 248V247H100ZM20 249H22V252H23V250H24V252L26 251V253H24V254H22V253H18V254H20L19 256H17V257H20V258H22V259H15V258H13V256L15 257V255H16V253H14V252H20ZM54 249V250H53ZM96 250H97V248H96ZM98 251H100V249L98 250ZM79 252V253H78ZM108 252V251H107ZM30 253H32V254H30ZM56 253V254H55ZM76 253H77V255H76ZM96 254H93V255H96L94 258L96 259V261H95V263L96 262H98V259H100V261H99V263L100 264H105L104 263V258L103 257H105V255L107 254V255H110V257L113 255L112 254V252H111V254H108V253H110V251L108 252V253H106V254H104V252H102L103 254H101L100 252H95ZM100 253V254H99ZM17 254V255H18ZM22 255H24V256H26L27 258H24V257H21ZM57 255V256H56ZM92 255V254H91ZM92 255V256H93ZM99 255H103V256H99ZM106 255V256H107ZM75 257H76V259H75ZM89 257H91V256H89ZM107 257H109V256H107ZM73 258H71V259H73ZM93 258V257H92ZM101 258L104 260H102L101 261ZM25 259V260H24ZM27 259V260H26ZM71 259H69V260H66V262H65V260H63L62 262H63V264H71V262H72V260ZM86 259H83L84 261L86 260ZM105 259H106V257H105ZM107 260V259H106ZM56 261L58 262V263H56ZM68 261V262H67ZM13 262H11V264H13ZM62 262L60 263V264H62ZM128 262V261H127ZM131 262V261H130ZM75 263V264H76ZM98 263V264H99ZM1 264V263H0ZM5 264V263H4ZM10 264V263H9ZM78 264H80L79 262H78ZM97 264V263H96ZM126 264V263H125Z\"/></svg>","mask_w":264,"mask_h":264}]
</instances>
